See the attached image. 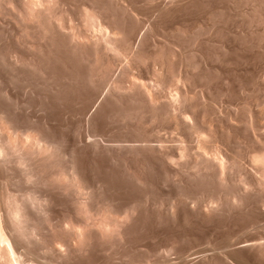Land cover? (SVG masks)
Masks as SVG:
<instances>
[{
    "label": "rangeland",
    "instance_id": "374dc122",
    "mask_svg": "<svg viewBox=\"0 0 264 264\" xmlns=\"http://www.w3.org/2000/svg\"><path fill=\"white\" fill-rule=\"evenodd\" d=\"M65 1L67 3H69L68 0H65ZM95 1H96V3H95ZM118 1H119V3H118ZM121 1L122 0H115V1L114 0H112V1L111 0H94V2H93V0H86V1H84V0L83 1L82 0H70V3H69V6H71L72 3L74 4V5H72L70 7V9L73 10L72 13H74L78 9V7H79L78 3L79 2H81V3L86 2V3L96 4L101 9V12L104 10L103 11V15L108 13V14L104 15V16L109 17L108 19H110L109 15H112L111 19L115 20V21H112L113 24L116 26L117 23H118L119 24L118 26H119L120 29L121 28L123 29V27H124V31L121 29L122 30L121 34H123V32L127 33V36H128L127 39H129V40L128 41H124V43L126 42L127 46H128L130 44V43L128 44V42H131V40H132V44H130L131 48H130V46L127 47L125 45L126 46V50L125 51H127V52L129 51L130 52V49H131V51H133L134 54H136V51L139 50L137 52V53H139L138 57L139 56L141 57V55H140L141 53H142V56H146V57H144V59L142 57H141L142 59L140 57H139V59H137V54H136V58H134L135 60L132 57L134 55V54L132 55L133 52H130L131 54L125 52L122 55L118 56V58L120 57L119 59H121V60L118 61V59H114V60H117V61L113 62L112 64L114 65V63L117 62L116 63L117 65L115 64V67L113 66L114 69L111 68V70H115L114 72L111 71L112 72L111 76L114 77L113 75H117V72H118L117 77L112 78L110 76V74L108 73V77H110V78H108L106 75L105 76L109 80H107V78H106V80H103V79H105V76L102 77V79H101V80H103L104 83L103 82L102 83L98 82L99 80L98 81L96 80L95 81L96 83L94 81L90 82L89 79H86V78H88V77H86L87 73H85V75H84V72H86V71H83L87 67V64L85 66L84 62H82L83 60L80 61V59H81L80 57H79L80 59L79 58L76 59L78 56L73 57L72 55H69L70 53L68 54V50L65 48L66 52H67V53L66 52L65 53L68 55V57H67L66 54L63 53L64 52V49H63L64 46H62V45L61 46L63 48H62V50L60 48L61 51L58 50L59 49L58 46H60V45L53 46L55 49H57V47H58V49H57L58 52H57V50L55 51L54 49H52L53 47H51L50 48V53H45L43 55V56H45V58L47 60H45L44 57L42 56L43 57L42 60L44 61V63H47V64L45 65L41 61L42 63H40L41 64L40 65V67H41L40 70H42V69L43 70L42 71L38 70L39 74H38V71L35 70V69L34 70L36 71V73L32 69H31L32 71L28 70V69H25L24 71L19 72L18 70H14L12 68L11 69H7V68H10V67H7V66H5L6 69H3V67H4L3 65H2V67L0 66V116H3V117L5 116L4 119L5 120L7 119L6 121L8 122V124H11V127L9 126V129H13V130H10V131L15 132L14 129L16 128V132L18 130V131H20L18 133H22L23 131L24 132H26L27 130L29 131V129L30 130H35L36 129L35 132L38 130L36 132L38 136H39V134L41 135V137L44 136V137H42V140H43V138H44V140L45 139L46 140L49 139V141L52 140L51 144L54 143L53 144L54 147H57L55 149L57 151L56 153L59 154V155L56 154V156L53 158L54 161L51 162L52 164L50 162H47V161L37 162L36 166L39 167L40 171H39V174L37 175V177L35 179V180H37V182L35 180H33L34 183L33 182L24 181V179L22 177V173H20L19 169L16 166L12 165V164H7L8 166L6 165L5 167L3 165H1L2 168L0 167V176H3V177H4V175L7 176V177L5 176V178H7V179H5L4 185L6 184V186H7L10 183L8 185L7 189L11 190L13 188L11 191L14 192L16 190L15 193H22L25 190L30 189V187L33 184V188H35V189H33L32 191H34L35 195H38V198L40 197L39 200L46 201V202H44V201L41 202L40 201L41 204H44V206L40 204V208H39L40 210H36V209L32 210L31 209V211H30L32 213H35V214H32V216H31V222L33 221V222L37 223L38 232L41 230L33 238L32 237H28L27 238L28 240H29V238H31L29 241L27 239L23 240V246L25 245V249L28 248L27 249L28 255L31 254V256H34L33 257L34 258L33 261H30V263L31 264L32 263L33 264H35V263L36 264H57V263H59V264H132L131 262H133L134 264H138V263L139 264H157V263L158 264H170V263L174 264L177 261L176 264H178V263L179 264L180 263H182V264H220L221 262H222L221 264H233V263L234 264H237V263H239V264H241V263L242 264H264V239H262V238H264V236H263L264 235V202H263L264 198L262 197V196H264V194L262 195L259 192V191L262 192V190L259 189L260 188L259 186H258L259 188L256 187L257 184H254L256 186L252 187V188L253 189L254 188H256V189L258 188L259 191L258 190L255 191L256 189L253 190L252 188H251L252 190L248 189L252 185V183L255 182V180H253L255 177L263 178L262 173H260L261 177H259L260 175L256 172V171H258V169L255 170L256 167L255 168L252 167L254 164L255 165H258V164L254 163V162H253L254 163L253 164L252 162H250V161H252L250 159L251 156H249V155H251V152H248V151H251V149L254 150L255 147H252L251 145H253V143L257 144V142L255 140L257 138H259L258 136H257L256 139L254 137L252 138L251 135L253 134V131H252V134L248 133V132H251L250 130L255 129L254 132L257 131V133L256 132L255 133H256V135L257 134L259 135L260 134V132H259L260 130L263 129V131H264V123H263L264 122V112H263L264 111V77H262V76H264V33H263L264 32V20H261V21L259 20V19H263L264 18V16H262V15H264L263 14L264 13V7H263L264 6V2H262L263 0H179L178 2H177V0H174V2H173V0L172 1L171 0H150V1L149 0H147V1L146 0H135V2H134V0L122 1V3L124 2L125 5L127 3V5H126L127 7L123 6L124 4H120ZM156 1H158V2H156ZM97 2H98V4H97ZM102 2H104V3H102ZM179 2H181V3H179ZM259 2H261L262 4L261 3L259 4ZM81 3L79 5H81ZM160 3H161V5H160ZM153 4H155V5H153ZM156 4H158V5H156ZM168 4H170V6ZM174 4H176V5H174ZM106 5H107V7H105ZM178 5H180L181 7L178 6ZM100 6L102 8H104V9H102ZM128 6H132L134 9L131 8V7L128 8ZM142 6H143V8H142ZM167 6H169V7H167ZM72 7H73V9H72ZM151 7H153V8H151ZM135 8H136V10H135ZM128 9H130V10H128ZM134 10H135V13H134ZM130 11L132 12L131 14H130ZM128 12H129V15H128ZM121 13H124V14H121ZM217 13L219 15L216 16ZM73 15H74V22L75 21L77 22L78 21V18H76L77 16L75 14H73ZM260 16H261V18H260ZM207 18H208V20H207ZM122 19H124L125 21L122 20ZM132 19H133L134 26L136 25L135 27L132 24ZM204 19L206 21H204ZM254 19H256V20H254ZM135 21H136V23H135ZM249 21H251V22H249ZM129 22H130L131 25L129 24ZM126 23L129 24V25H126ZM137 23H138V25H137ZM197 23H198V25H197ZM193 24H195L194 27H193ZM3 25H5V23ZM202 25H203V27H202ZM130 26L134 27L135 30L132 29V31H129V30H131ZM172 26H173V28H170ZM246 26H248V29H247ZM1 27L2 26L0 25V49L3 48L4 46L6 47V45L9 46V47L11 45V47H13V48H15L17 50L18 49L19 50L22 49L21 47L19 48V45H17L18 47L16 46L17 48L14 47L16 44L13 43L12 34L9 31H7L8 32V34H7L6 29H4L5 26L2 27V28ZM199 27L201 29L203 28L204 31L201 30V29L199 30ZM125 28H126V30H125ZM136 28H138L139 30L141 29V30L139 31ZM174 28H176L177 30L174 29ZM178 28H180V30ZM181 28L184 29V30H182ZM169 29L172 30V32H170ZM2 30H3V32H2ZM236 30H238V31H236ZM205 31H206V33H205ZM229 31H231V32H229ZM249 32H251L252 34L249 33ZM5 33H6V35H5ZM253 33H255V34H253ZM124 34H123V36H124ZM201 34H202V36H201ZM204 34H206V35H204ZM256 34H257V36H256ZM8 35H10L11 38H9ZM142 35H144V36L142 37ZM153 35H154V37H153ZM156 36H157V38H156ZM159 36H161V37H159ZM206 36H207V38L205 39ZM162 37L166 38V39H163ZM210 37L212 39H209ZM258 37H260V38H258ZM193 38H195V39H193ZM127 39L125 37L124 40H127ZM167 39H169L172 42L168 41ZM258 39H260V40L258 41ZM188 40H190V41H188ZM221 40H223V41H221ZM184 41H185V43H184ZM206 41H207V43H206ZM152 42H154L155 45ZM161 42H162V44L164 46L161 44ZM193 42H194V44H193ZM168 43H170V44H168ZM190 43H191V45H190ZM205 43L208 44L209 47L210 46L211 47L209 48ZM210 43H211V45H210ZM137 44H139V45H137ZM156 44L157 45L159 44L158 46H160V47L157 48L158 46H156ZM180 44H182V45L180 46ZM2 45H3V47H2ZM132 45H133V50H132ZM169 45L171 47H169ZM184 45H187V46L185 47ZM217 45H218V47H217ZM223 45H224V47H223ZM136 46H137L138 49L136 48ZM207 47H208V49L206 50ZM169 48L171 49V51H170ZM179 48H182V49H179ZM134 49H135V51H134ZM160 49H161V52H160ZM158 50H159V52H158ZM20 51H22V50H20ZM23 51L25 52V50H23ZM154 51H155V53H154ZM52 53H53V55H52ZM158 53H163V54H161V56H160ZM199 53H200L201 57L199 56ZM48 54L49 55L51 54L50 57H48L49 56ZM61 54H64V56L61 55ZM124 54H125V56L123 57ZM127 54H130V55H127ZM155 54L157 56L156 58L154 57ZM183 54H185V55H183ZM189 54H191V55H189ZM46 55H48V56H46ZM73 55L75 56V54H73ZM181 55H183V56H181ZM187 55H189L190 57L187 56ZM213 55L214 56L216 55V56L213 57ZM52 56H54L53 57L54 60H53ZM126 56H128V58ZM147 56L149 57V61H148V57ZM158 56H159V58H158ZM64 57L66 59H62ZM130 57L133 59L134 62H136V63H134L132 61L133 64H135V68H134L133 64H131L133 66V67H131V70L133 72L131 70H130L131 72L130 71L129 72L133 73V75L132 74L130 75V73H129V75H125V77L128 76L125 79L124 74H122V72H121V74L119 75V72L122 71V70L126 71L125 68L128 65H130V64H128L127 60L128 59L132 60ZM152 57L154 59H152ZM160 57H161V59H160ZM172 58H174V59H172ZM206 58L208 59V61H207ZM213 58H215L214 59L215 61L213 60ZM48 59H50V60H48ZM58 59H60V60L62 59V60L60 61ZM69 59H72V60L75 59L76 60V61L74 60L75 64H74V62L72 60H69ZM136 60H139V61L142 60L143 62L141 61L139 63ZM187 60H189V62ZM52 61H56V63H53ZM77 61H79V62H77ZM212 61H214V62H212ZM219 61H220V64H218ZM145 62H147L148 65ZM166 62H167V64H166ZM69 63H70V65H69ZM129 63H131V62H129ZM212 63H213V66H212ZM216 63L218 64V66H217ZM48 64H49V66H48ZM120 64H121V67H123L122 70H121ZM124 64L126 66H122ZM136 64H137V67H136ZM177 64H178V66H177ZM185 64H188V65H185ZM194 64H195V66H194ZM74 65L79 66V67H76ZM220 65L223 67V70H222V67ZM223 65H225V66H223ZM145 66H146L147 69L144 68ZM209 66H211V68ZM141 67H142V70H141ZM212 67H213V70L215 72L212 70ZM182 68H185V69H182ZM199 68H200V70H198ZM160 69L163 71L162 73L164 75L166 74L165 76L161 73ZM127 70H128V68H127ZM177 70H179V71H177ZM204 70H206L207 72L204 71ZM219 70H220V72H219ZM146 71H147V73H146ZM180 71H182V73ZM14 72H16V73H14ZM115 72H116V74H115ZM204 72H206V74ZM216 72L218 74H216ZM19 73H21V74H19ZM160 73H161V75H160ZM172 73L173 74L175 73V74L173 75ZM185 74H188V79H187V75L185 76ZM49 75L51 76L50 78H49ZM72 75H74L73 77H75L76 79H74L72 77ZM157 75H160V77L162 76L163 79L164 78L166 79V77H168L167 78L168 79L167 82H166L165 79L161 80V78L159 76H157ZM175 75L181 76L182 79H184L183 82H182V79H179L181 77H178V76H175ZM213 75L215 76V78H213L214 77ZM33 76H34V78H33ZM118 76H119V78H118ZM131 76H134L135 78L137 77L136 81H137V79H139L138 82H142V85H146L145 86L146 88L147 87L148 88L153 87L152 89L150 88L152 92L157 93L156 90H158V92H159L160 88H161L160 92L163 91V93L159 92V96L160 95H162V96L167 95L164 92H166V93L170 92L171 94H172V92L175 93V89H176V91H178V90L181 91V88H182L181 92L182 93L184 92L186 94V96L190 93L187 96V99L192 97L191 100H188L190 102V106H192V107H191V109H190V107H188L189 106V102L188 101H187V107H186V105H184V106L188 109V111L190 110L189 112H191V110L193 112V110H194L193 108H195V110H194L195 113L193 112L195 117L193 116V119L197 118L200 121V123H199V121L196 120V121H198V122H196L197 125L198 124L204 125V126H200L199 125V127H203V129H204V128H206L205 125L206 126L207 125L208 126L212 125L214 127V124H215V127L213 129H212V126L210 128H208V129H206V130H208V131H206V132H208V133H206V135L208 134L207 135L208 139H210L211 142L213 141V138H215L214 139L215 142L218 140V142L216 144L217 145L219 144L220 146H217V145L216 146L220 147L219 149H220L221 152H222V150H221L222 146L225 145L223 147V149H225L226 152H227V148L230 147V148H228L229 151L230 150H231V152L234 151V153H235L234 155H237V157L236 156H234V157L236 159H238V161L241 160L239 162V164L241 163L240 166L242 165L241 166L242 168L246 167V168L242 169L240 166H238V167H240L242 169V174H243V172H244V174L247 173V175H243L242 176L241 172L239 170L240 168L233 166L234 168H232V170L236 168L235 170L236 171L238 170V173L234 174L235 173L234 170H233L234 173H232V170H229L231 173L229 171H228L229 173L225 172L226 173L225 176L226 175L228 176V178H226V179L229 180V177L232 176V174H233V177H231L230 179H232L234 177H235L234 179H236L238 177L237 174L239 175V172H240L239 177L242 176V178H245V179L247 178V180H243L242 178H240V180L242 179L243 181L247 182L246 183V190L248 189L249 191H245V190H243V188L239 189L237 187L239 189L238 194L242 193V192H244V193L247 192L245 194H243V193L240 194V195H243V196H239L237 194V192H236L237 191L236 184L238 183L240 186L242 184L241 181H240L241 183L239 181H237L239 179V177H238V179L235 180V182L237 181L236 184L233 181L235 186L231 182L233 179L231 181L229 180V182H230L229 185L232 184L234 187L231 186V185L227 186L228 182H225V181H221L220 183H217V182L220 181L219 178L217 177L218 179H216V177H215L216 173H214V176H213V172H212L213 169H212L211 172H209L210 169L208 167H205V168H207L209 170H207V172L203 171V173H202V170H201L200 173L197 172V168H196V173H197L196 174L194 172V170H193L194 166L191 167V163L194 162L192 165L197 164L199 166L198 170H200L204 165L201 164L200 162H199L200 164L197 163L198 161H194L195 158L191 159V160H193L192 162L190 161V159L186 160V158L190 157L191 155L193 156V153H191L192 151L190 149H188V150L191 151V152L189 151V153H191L190 156L188 154V157H186L187 155L184 156L185 159L184 158H182V159L180 158L181 161L183 162V163H181V165L179 163L180 161L178 162V160H179L178 157H180L179 155H178L177 158H175L176 156L174 157L175 159H178L177 161L175 159H174V161H173V159H171L173 161L172 162V161L168 160V157H167V160L170 163H167L168 161L163 160L161 157L164 158L165 154L163 155L164 152L161 151L162 150L161 148H163V147H161V146L162 145L164 146L165 143H167V141H165V140H168L171 135H173V136H171L170 139L172 137L175 138L174 136H176V137L179 136V137L176 138V141H174L175 139H172L173 142H172V140L169 141L170 139L168 140L169 146H170V142H172V143L176 142L179 145V143L181 141L177 140V139L178 138L180 139L181 137L184 138V136H181V135H183L184 133L187 134V132L186 131L183 132L184 128L182 130L180 128L181 125H178V127H177V128H180L181 130L180 129L177 130L175 128V124H173L174 121H173V123L171 121V123L174 126L171 125L170 122H169L170 120L168 121V119H167L168 116H170L168 114H167L168 116L165 117L163 115L164 118H163V116H161L162 119H159L160 116H157V115L160 114V112L158 111L159 112L158 113L156 111V109H157L156 107L152 108V110H151V111H155L157 113L156 116L158 118L156 117V119H155V116H153L155 112H153V113L149 112V110L151 109L150 108L151 105L149 106V104H148V106L146 107V104H145V102H144V100L142 98H139V100H137L138 99V96H137V99L134 98L136 100H133V97H131V96L129 97L130 94L128 93V91L126 92V90H124L122 92V90L115 91V90L112 89V85L111 84H112L113 80H111V78L112 79L116 78L115 80H118V79L120 80L121 79L122 83L125 82V84H124V86H125L127 83L129 85V81L132 80L131 78H129ZM140 76H142V77H140ZM38 77H40V78H38ZM121 77H123V79ZM134 77H132V78L135 79ZM174 77L177 80L179 79L178 80L179 82L181 80V82L180 83L177 82L174 79ZM207 77L208 78L211 77V78L208 79ZM100 78H98V79H100ZM156 78H157V81L161 80L162 83L164 81V84H160V82L155 83L156 82V80H155ZM199 78H203L202 81H201V79L199 80ZM217 78H219L220 80H217ZM186 79L188 80V82H187ZM43 80H44V82H43ZM87 80H89V81H87ZM47 81H48V83H47ZM199 81H201V82H199ZM219 81H221V82L219 83ZM89 82L91 84H88ZM92 82H94L95 84L94 83L92 84ZM97 82L99 84L100 83L101 84L99 85ZM148 82H149V84H148ZM168 82L169 83L171 82L170 84L172 86ZM151 83L154 84V85H151ZM166 83L169 84V86L164 87V86L167 85ZM104 84H105V86H104ZM158 84L164 85V86H159ZM212 84H214V85H212ZM96 85H98V86H96ZM193 85L194 86L196 85V87H194ZM239 85H241V86H239ZM175 86H176V88H175ZM110 87H111L112 90L110 89L109 90L110 92H109L108 89ZM168 87H171L174 91L173 90L171 91L170 88L168 89ZM177 87H179V88H177ZM185 87H187V88H185ZM164 88H165V90H164ZM185 90H186V92H185ZM189 90L191 92L188 93ZM107 91H108V93H107ZM179 91H178V93H179ZM112 92L115 95L111 94ZM117 92H122V93H119L120 95H118ZM191 93H193V94H191ZM110 94H111L112 97L109 96ZM211 95H212V97H211ZM162 96H161L162 101L160 100V102H163V100H166L165 98H167L166 96L164 98ZM189 96H191V97H189ZM104 98H106V100ZM115 98H118L117 101H119V102H116ZM140 99H142L143 102H139ZM203 99L205 101H203ZM254 99L255 100L257 99L259 102L257 101V103H256V101ZM207 100L210 101V102L208 103ZM253 100H254V103H252ZM108 101H110V102H108ZM145 101H147V100L145 99ZM198 101H200V102H198ZM201 101H203V103H201ZM124 102H125V104H124ZM130 102L135 103V104H133L134 106L131 105L132 103H130ZM137 102H138V104L139 103L140 104L138 105ZM98 103H99V105H97ZM118 103L121 104V105L119 106ZM210 103H211L210 106H212L213 108L208 106ZM122 104H123V106H122ZM144 104H145V107L143 106ZM160 104H162V103H160ZM181 104L179 105L180 108L183 107V105H181ZM184 104H186V103H184ZM204 104H206V105H204ZM259 104L261 105V107H260ZM125 105H126V107H125ZM257 105L259 107H257ZM136 106L137 107L140 106L139 107L140 112L139 111H135V110H137ZM249 106H250L251 110H249ZM122 107H124V108L122 109ZM185 107H183V109ZM128 108L130 109V111H129ZM145 108H147V109L149 108V110L147 111V109H145ZM160 108H159L160 111L161 110L164 111V106L161 109ZM186 108L184 110H187ZM124 109H126V110H124ZM144 110H146L149 113H147ZM242 110H244V111H242ZM245 110H248V111H245ZM121 111H122V113L120 115ZM163 111H161V112H163ZM249 111L251 112V114L254 111L253 115H251L252 117H250V114H249L250 112ZM123 112H125V113H123ZM130 112H131V114H130ZM133 112L134 113L137 112V113L134 115ZM246 112H248V113H246ZM257 112H259V113L261 112L262 113V114H260L261 116ZM5 113L7 115H5ZM144 113L145 114H150V115H152V117L150 115H146L145 116ZM163 113H165V112H163ZM232 113H233L234 116L232 115ZM240 113H243V114L240 115ZM254 113H256V116H255ZM162 114H160V115H162ZM202 114H204V115H202ZM248 114H249V117L251 118V120L252 119L254 120V118H253L254 116H255V119H256V117H259L258 121L257 120L256 121L258 123L260 120H262L263 122L262 121H260V122L263 123L262 124L263 126L259 123L258 124L259 126H257L258 128L256 129V126H255V125H257V123H256L254 125L255 127L254 126H253L254 128L252 127L253 129H249V128H251V127H249V126H251V124L250 125H248V124L250 122L252 123L253 120L251 121L250 118L248 119ZM132 115H134V116H132ZM137 115H139V116L141 115L142 118L138 117ZM143 115H144V117H148V118L150 116L149 120L151 118H152L151 120H153V118L155 119V120L151 121L150 124H148L149 123L148 122L147 123L148 125L146 124V126H149V125L153 126L154 125L152 128H153V130H154V132L156 134H157V132L155 131L156 130L155 127L156 126H160V125H161V128L163 127L164 129H161L159 127L160 129L158 128L159 129L158 132L161 131L163 133V136L165 134L168 135L170 133V131L175 130V129L178 131V134H180V131H182L180 135H178L176 131L175 132L172 131L169 134L170 135L169 137L165 135V137H164L165 140L162 137H160V138L163 139L162 141H164V142L154 140V138L156 136V134H154L155 136L153 135L154 132L152 133V136L149 134L151 137H153V143L156 144L155 141L158 143L157 145H159V147L161 149L160 153H161V155H163L161 157L159 155L160 154L159 150H157L159 148L158 146L156 147V145H155V147L157 148L156 150L158 152H155L156 151L155 147H153L154 150L150 149L152 146H154V144L151 143L152 139L151 140L150 139L147 140V137H145V136L141 137L140 136L141 137L140 138L141 141L139 142L140 139L136 137V136H139V135H145V134H142V132H144V133L146 132L145 130L144 131L142 130V129L146 128V126L144 124V127H143L142 124L144 122L146 123V120L147 121H149V120H148V118H144ZM217 115L218 116L220 115V116L218 117ZM228 115H230V116H228ZM231 115L233 117L236 116L237 119L236 118H232ZM243 115L246 116V117H244ZM257 115H259V116H257ZM126 116L128 118H126ZM135 117H137V118H135ZM228 117H229V119H228ZM170 118L172 119V117H169V119ZM201 118H202V120H201ZM218 118L221 121H218L219 120ZM245 118H246V120H245ZM135 119H137V120H135ZM143 119L145 120L144 122L142 121ZM230 119H231V121L233 123H234L235 120L236 121L237 120H239V121L241 120L242 122L243 121L246 122L247 120H250V121H249L248 124L246 122V124H244V125H243V123H245V122H243V123L235 122L234 124H232ZM118 120H119V122H118ZM164 120L166 122H164ZM210 120H211V124H210ZM116 121H117V123H116ZM135 122H137L138 124L136 125ZM152 122H153V125H151ZM159 122H160V124H159ZM129 123H131V124H129ZM133 123H134L135 126L133 125ZM139 123H141V124H139ZM236 123H238L239 125L236 124ZM253 123H255V121ZM253 123H252V125H253ZM120 124H122L121 127H120ZM155 124H156V126H155ZM164 124H166V126ZM230 124H232V125H230ZM109 125L111 126V128H110ZM114 125H116V126H114ZM139 125H141V126L139 127ZM169 125H171V127ZM234 125L237 128H235ZM246 125H247V128H248L247 130H246ZM12 126H14V127L12 128ZM113 126H114V129H112ZM172 126H173L174 129L172 128ZM243 126H245V127H243ZM33 127H34V129H33ZM134 127L137 130H135ZM109 128H110V130H109ZM169 128H172V129H169ZM226 128L228 129V132H227ZM234 128H235V130H233ZM259 128H260V130H259ZM116 129H117V131H116ZM120 129H122L123 131L121 132ZM138 129L139 130L141 129L142 132L138 131ZM146 130H149L148 131L149 133H150V131H153V130H150V128L148 129V127H147ZM211 130H213V131H211ZM245 130H246V132L249 130L247 132L249 136L246 135ZM88 132L92 133V135L95 133V135L92 136ZM111 132H112V134L117 132L116 133L117 135L116 134L112 135ZM119 132L121 134H119ZM131 133L134 134V136H131L132 141H131L130 135H133V134H131ZM209 133L211 134V137H209V135H210ZM109 134H111V135H109ZM147 134L148 133H146V136H147ZM160 134L158 135V137L160 136ZM174 134H176V135H174ZM244 134L246 136H248V137H246ZM107 135H109V137ZM224 135H226L228 138L226 136H224ZM241 135L244 136V137H242ZM253 135H255V134H253ZM128 136H129V138H128ZM150 136H148V137L151 138ZM161 136H162V134H161ZM239 136H240V138H239ZM260 136L262 137L264 135L260 134ZM91 137H92L93 140H91ZM95 137L97 138L98 142H96V138ZM135 137L138 139V142H136L137 139ZM143 137L146 138V141L144 140L145 142L149 141L148 143H150V147L148 149L150 151H148L146 149L149 146V144L147 145L146 143L144 144V141L142 142V140H143L142 138ZM158 137H156L155 139H157ZM166 137H168V138L166 139ZM94 138H95V141H94ZM223 138H225L226 140L224 141ZM246 138H248L250 143H251L252 140L255 141V142L250 144L246 140ZM78 139H79V141H78ZM263 139H264V137H262V139H261L262 143L264 142V141H262ZM46 140L44 142H47ZM88 140H90L91 143ZM123 140H124L125 143H128L130 145L123 143L122 142ZM129 140H130V143H129ZM133 140L136 143L134 142V144H131V142L133 143ZM257 140H260V138L257 139ZM177 141H180V142H177ZM210 141H209V143H211ZM240 141H241V143H240ZM159 142H161L162 144L161 143L159 144ZM230 142L231 143L233 142L234 144L233 143L231 144ZM246 142L248 143V145H247ZM47 143H50V142H47ZM100 143L102 145L104 144L103 147L100 145ZM121 143H123L125 145V147H123L124 145L123 144L121 145ZM141 143H143L144 145L141 144ZM176 143H174V144L176 145ZM193 143H191V144L194 147ZM116 144H118V145L115 146ZM137 144H139V145H137ZM151 144H152V146H151ZM212 144L214 145L215 143H211V145ZM132 145L133 146L135 145L134 147H137V146L139 147V146L143 145L144 147L141 146V147H139L141 149L137 150L138 147L134 148ZM167 145L168 144H166V149L168 147ZM258 145H260V144H258ZM258 145H253V146H257L256 148H258ZM121 146H122V148H121ZM127 146L128 147L130 146L129 148H132V149H129ZM231 146H232V148H231ZM249 146L251 147V149H250ZM96 147L99 148V149H96ZM116 147H119V148H116ZM58 148H59V150H57ZM108 148L110 150H108ZM113 148H115L117 152L115 150H113ZM120 148L123 149V150H121ZM124 148H128V149H124ZM164 148H163V150H164ZM172 148L169 147L168 149L172 150ZM175 148H177V145H176V147L174 146L173 149H175ZM235 148H236V150H235ZM166 149H165V151H166ZM193 149H195V148H193ZM119 150H120V152H118ZM176 150H178V148ZM188 150H187V152H188ZM225 150H224V153L226 154ZM253 150H252V152H253ZM229 151L227 152V155H228V153H231ZM248 153H250V154L247 155ZM142 154L144 156L147 155L149 158L143 157ZM63 155L64 156L66 155L67 158L65 156V159H64ZM243 155H244V157H243ZM158 156L160 157V161H159V157ZM247 156H249V157H247ZM140 157H143L142 161H141ZM58 159H59V161H58ZM164 159H166V156H165ZM247 160L248 161L250 160L249 161L250 163L247 162ZM48 161H50V160H48ZM175 161L177 163H179V164H177ZM242 161H243V164H242ZM171 162L172 163L175 162L178 167L176 165H174V164L172 165ZM189 162H191V163H189ZM53 163L55 165V168H53L54 167ZM64 163H66V164H64ZM71 163H73V164H71ZM139 163L141 164L142 167L140 166ZM151 163H154V164H151ZM156 163H158V165L159 164L160 165L159 166L158 165L155 166ZM236 163L238 165V162H236ZM39 164H40V166H39ZM163 164H165L166 167ZM170 164H171V167L169 166ZM187 164H188V166H187ZM138 165L140 166L139 167L140 169L137 168ZM243 165H245V166H243ZM56 166H58V167H56ZM66 166H67V169H68V167L72 166L73 170H71V171H74L76 169L77 171L76 170L75 171H76L78 177L80 175V179H83V178L86 179V177H87L86 180L83 179L87 183V185L85 184L84 181H82V182H84L85 187L86 186L88 187V188L86 187V189L91 190V193L89 191L90 194L88 193L87 190H85V192L87 194H89L91 197L89 195H87V197H86L85 193L83 195L81 194L82 196L80 195V197H78V196L77 197L81 198L82 200L89 201V204L86 202L88 207H89L90 204H92L91 210H90L91 212H92V208L96 209V206L98 205L97 202H99V205L100 204L102 205V206L100 205L101 211H102V208H103L104 204H105V206L103 208L104 210H105V207L107 208V206H109V205L110 206L107 209H109L111 207L110 209L113 210V211L110 210L111 212H114V210L117 209V210H115V212L113 214H116V213H119V212L123 214L124 212H126L128 210V212H127L128 215H127V217L124 218V222H122L121 217H119L122 214H120V215L117 214V216L120 218L121 222L124 223V224L126 223V220H127L126 218H128L131 214L133 215L132 217L128 218L127 225L126 224H125V226L123 225L124 227H122V225H121V227H120V230H121L120 232H122V231L124 232V233H121L123 235L122 238L121 237L118 238L117 237L118 234H117L115 236L117 239L115 237L112 238L113 240L111 239V241H114L115 243L112 242V244H111V243H109L110 239H107L108 243H107V241H104L103 245H102V243H100V245H99V242L103 241L104 238H100V237H98V235H96L95 231H96L97 227H96V229L93 228L95 223H99L102 220L99 217V214L101 215V213H98L100 211H97L98 210V207H97L96 212L94 211V209H93V211L96 214L98 213L97 214L98 216L96 214H95L96 215L95 216L94 213L92 212L93 215H94V218L95 217L96 218L95 219H93V218H89L88 219V222H89V227L88 228H90L89 231H93L94 230V232H95V234L93 233L94 235L91 234L92 233L91 232L90 233L91 236H89V240H91V238L93 237L92 238L93 243H92V241L90 242L88 240L89 243L86 242L85 243L86 245H82L80 247L77 245V247L80 248L79 249L80 251L77 250L78 248L75 246V244L74 245H73V243L70 244L72 240L68 241V243H66L67 245L66 244L61 245L59 249L58 248L56 249V248H53V247L51 249V247H50V250H51L50 251L49 247H47L46 250L48 249L49 250V251L47 250L48 252L47 251L45 252L42 249V248L45 249L46 244L49 242V240L52 237L53 233H54L55 236H59V235L61 237L63 236L64 229H62L63 227L60 228L62 226V222L64 221L63 219H61L62 217L64 219H70V217L72 215L71 221L75 225L80 224V223H77V221L81 222L83 220V217L80 214H78L77 212L73 213L75 211V209L72 207V206H74V201H73L74 200V198H73L74 194L66 193V192H65L66 194H64L63 190L58 187V184L54 183V180L52 181V179H51V181L49 180L50 181L49 182L48 179H47V177H49L48 176L49 173L55 171L56 169L64 171V170H66L65 169ZM122 166H124V167H122ZM6 167H7V169H6ZM14 167H15L16 170L14 169ZM72 167H70V169H72ZM205 168L203 167V169H205ZM48 169H52V170H48ZM70 169H68L66 171H69ZM134 169H136V170H134ZM164 169L165 170L167 169V170L165 171ZM244 169H247V170H244ZM250 169L252 171H254L253 173H255V175L253 174V176H255L254 178H250V176L252 177V175H251L252 172H251ZM137 170H139V172ZM160 170H161V173H160ZM248 170H250L249 173H248ZM41 171L44 172V173L46 172V174L44 175V173H42ZM134 171H136V173ZM163 171H164V174H163ZM245 171H247V172L245 173ZM259 171H260V169H259ZM13 172L15 173V175H14ZM165 173H167V174L165 175ZM184 173H185V175H184ZM209 173H212V174H209ZM138 174H140L141 176L139 175L140 176L139 177ZM170 174H171V176H169ZM256 174H258V175H256ZM40 175H42V176H40ZM44 176H46V178ZM134 176L136 178L138 177L139 179L142 177L141 178L142 182H141V180H139L141 182L140 183L138 181V178L136 179ZM145 176H147V177H145ZM244 176H247V177H244ZM41 177L44 178L47 181H45ZM178 177H180V178H178ZM214 177H215V179H214ZM172 179H173V181H172ZM176 179H180V180L176 181ZM250 179H252L254 182L251 181ZM255 179L257 180V178H255ZM38 180H40V182H38ZM41 180H43V181H41ZM210 180H211V182L213 184L210 182ZM249 180L251 181V184H250V186H247ZM13 181H14V183H13ZM5 182H7V183H5ZM44 182H46V183H44ZM48 182H49V184H48ZM173 182H174V184H173ZM222 182L223 183L225 182L223 184L224 186L222 185ZM137 183H139V184H137ZM46 184H48V185H46ZM52 184H54L56 187H54V185H52ZM92 184H93V186H92ZM218 184H220L221 187L217 186ZM26 185H28V186H26ZM34 185H36V186L34 187ZM94 185L96 186L97 190H96ZM208 185H210V186H208ZM9 186H11V188ZM49 186H50L51 189L49 188ZM51 186L54 187V189ZM98 186H99V188H98ZM22 187L26 188V189L24 190ZM217 187H218V189H217ZM234 188H235V190H234ZM31 189H32V187H31ZM56 189H57V191H56ZM94 189H95V191H93ZM224 189H225V191H224ZM231 189H232V191H231ZM43 191H45V192H43ZM177 192L178 193L180 192V194H178ZM234 192H236V193H234ZM39 193H41V194H39ZM42 193H44L46 196L44 194H42ZM59 193H61V194H59ZM229 193H231V194L233 193L232 194L233 196L232 195L229 196L230 195ZM259 193H260V195H262L261 197H259L260 196ZM97 194H98V196H97ZM236 194L240 197V198L238 197V200L236 198L237 197ZM254 194H257L259 196L255 197ZM181 195L184 196V197L182 198ZM247 195H249V196H247ZM44 196L47 197V198H45ZM63 196H66V197L64 198ZM101 196H103V197H101ZM188 196L189 197L191 196V198L189 199ZM234 196H236V197H234ZM88 197H90V198H88ZM95 197H96L97 200L95 199ZM171 197H172L173 200L171 199ZM252 197L253 198L255 197V198L253 199ZM102 198L105 199V200L103 199L104 202H101ZM235 198H236V200H235ZM260 198H262V199H260ZM45 199H48V200H45ZM91 199H93L94 204L96 206L93 204V201ZM143 199H144V201H143ZM154 199H155V201H153ZM228 199L229 200L233 199L234 201L230 200L231 201V203H230V201H228ZM243 199H245V200H243ZM90 200H91V202H90ZM185 200H187V201L185 202ZM49 201H50V203H49ZM95 201H97V202H95ZM138 201H140V202H138ZM206 201H208V202H206ZM204 202L206 203V206H205ZM135 203H137V204H135ZM149 203H151L152 206ZM174 203H175V205H174ZM177 203H179V204H177ZM249 203H251V204H249ZM45 204L47 205L48 208L46 207ZM68 204H70L71 206L68 205ZM145 204H146V206H144ZM200 204H201V206H200ZM230 204H232V205L230 206ZM238 204H241L240 207H239ZM242 204H243V206H242ZM252 204L254 206H256V207H254ZM122 205L125 208H123ZM131 205H133V206H131ZM192 205H193V207H190ZM208 205H210V206L212 205V206L209 207ZM202 206H204V207H202ZM216 206L219 208V210H218V208ZM260 206H262V207H260ZM126 207H128L127 210H126ZM206 207L208 209H206ZM42 208H43V211H42ZM171 208L174 211H171L172 210ZM200 208H203V209H200ZM210 208H214V209H210ZM215 208L217 210H215ZM72 209L74 211H72ZM122 209H124L123 210L124 212L122 211ZM133 209H134V211H133ZM131 210L133 211V213H132ZM206 210H208V212ZM117 211H119V212H117ZM157 211H159V212H157ZM129 213H131V214L129 215ZM63 214H64V216L66 215L65 217H67V218H65L63 216ZM67 214H68V216H67ZM75 214L78 215V216H76ZM35 215H36V218L34 217ZM52 216L55 217V218H52ZM77 217H78V219H77ZM79 217L80 218L82 217V218L80 219ZM91 217H93V216H91ZM97 218H99V220L100 219L101 220L99 221ZM57 219H58V221H56ZM41 220L44 222V224H43V222H41ZM46 220H48V221H46ZM49 220L52 221L51 224H50L51 221L49 222ZM92 220H97V221H92ZM129 220L131 222H129ZM45 221L47 222L50 230L48 229V226L45 225L46 224ZM56 222H57V224H56ZM39 223H41L42 225H40ZM92 224H93V226H92ZM44 225L47 226L46 227L47 231L45 230V228H44L45 226ZM50 225H51V228H50ZM260 225H261V227H258ZM91 226H92V228H91ZM262 226H263V228H262ZM53 227L56 230H58V231H56ZM91 229H93V230H91ZM125 229H126L127 233H126ZM54 230H55V232H54ZM60 231H61V233H60ZM241 231L244 232V233H242ZM255 231H256V233H255ZM120 232H119V234H120ZM55 233L58 234V235H56ZM39 235L41 236V238H40ZM95 236H96V238H94ZM118 236H121V235H118ZM251 236L254 237V239H252L253 241L251 240ZM256 236H257L258 239L256 238ZM260 236H261V238H260ZM37 237H39V238H37ZM43 238H44V241L42 240ZM100 239H101V241H100ZM118 239L119 240L122 239L121 240L122 242L121 241L119 242ZM244 239H246L247 241L244 242L243 241ZM39 240L42 242V244H40L41 242H39ZM250 241H252L253 244ZM24 242H26L27 244L24 243ZM94 242H95V244H94ZM261 243L263 244V246L261 245ZM118 244H121V245L118 246ZM233 244H235V245H233ZM40 245L41 246L44 245V246L43 247H39V249H38V246H40ZM94 246H96L97 249ZM102 246H103L104 249L102 248ZM63 247H64V249H63ZM72 247H73V250H72ZM220 247H222V248H220ZM61 248L63 249L62 250L63 252L65 251L64 253L61 251ZM81 248H82V251H81ZM187 248H189V249H187ZM53 249H54V251H53ZM179 250L180 251L182 250L183 253H181L182 251L180 252ZM55 251H57V252L60 251V252L59 253L56 252L55 253L56 255L55 254L53 255V253ZM66 251H67V253H66ZM108 251H109V253H108ZM195 251H197L198 253L195 252ZM215 251L218 252L217 255H216ZM167 252H170V253H167ZM192 252H193V254H192ZM34 253H35V255H34ZM210 253H213V254H210ZM229 253H231V254H229ZM49 254H52L53 256L49 255ZM58 254L60 256H62V257H60ZM146 255L149 256V257H147ZM48 256L49 257L51 256L50 257L51 259ZM58 256L60 258H58ZM40 257H41V259H40ZM45 257H46V259H45ZM52 257H56V259H55L56 261L54 260V258L52 259ZM169 259L172 260L173 263ZM178 259H179V261H178ZM152 261H153V263H152ZM155 261H156V263H154ZM180 261H182V262H180ZM226 261H228V262L226 263ZM231 262H233V263H231Z\"/></svg>",
    "mask_w": 264,
    "mask_h": 264
},
{
    "label": "bare ground",
    "instance_id": "6f19581e",
    "mask_svg": "<svg viewBox=\"0 0 264 264\" xmlns=\"http://www.w3.org/2000/svg\"><path fill=\"white\" fill-rule=\"evenodd\" d=\"M69 1V3H70V0H68ZM83 1V0H82ZM84 1H86V0H84ZM112 1V0H111ZM115 1V0H114ZM122 1H126V0H122ZM122 1H121V3L120 4H124V2L122 3ZM147 1V0H146ZM150 1V0H149ZM172 1V0H171ZM179 0H177V2H178ZM89 2V1H88ZM91 2V1H90ZM93 2H94V0H93ZM105 2V1H104ZM104 2H102V3H104ZM132 2V1H131ZM134 2H135V0H134ZM145 2V1H144ZM156 2H158V1H156ZM160 2V1H159ZM173 2H174V0H173ZM172 2V3H173ZM262 2H264V0L262 1ZM69 3H67L65 0H0V25L2 26V27H4V29H6V32L7 31H9L11 34H12V39H13V43L14 44H16L14 47H16L17 45H19V48L21 47L22 49H20V50H25V52L23 51H20L19 49V51L17 50V49H15V48H13V47H11V45H10V47L9 46H7L6 45V47L4 48L3 47V45H2V47L4 48H1L0 49V66L2 67V65L5 67V66H7V67H10V68H7V69H14V70H18L19 72H21V71H24L25 69H28V70H39V71H42V70H40V63H44V61L42 60V58L44 57V59L45 60H47L46 58H45V56H43L45 53H50V48L51 47H53V46H55V45H62V46H64V48L61 46H58L59 47V49H58V47H57V49L58 50H60V48H61V50H62V48L64 49V52L63 53H65L66 52V49L68 50V54L69 55H72L73 57H76V56H78L76 59H78L79 57L81 58H79L80 59V61H82V62H84V65L86 66V64H87V69L85 70L84 68V70L83 71H86V72H84V75H85V73H87V76L86 77H88V78H86V79H89L90 80V82L91 81H98V82H103V80H106V78L108 77V73L110 74V76H111V73L112 72H114L115 70H111V68L112 69H114L113 68V66L115 67V64L117 63H114V65L112 64L113 62H115V61H117V60H114V59H118V61H120L121 59H119L118 58V56H120V55H122L123 53H130V52H133V51H131V45L130 44H132V40H131V42H128V46H130V52L128 51H125L126 50V46H127V43L125 42L124 43V41H128L129 39H127L128 38V36H127V33H125V32H123V34H124V36L126 37V39L127 40H124L125 39V37L123 36V34H121V32H122V30L124 31V27H123V29L121 30L120 28H119V24L117 23V25L115 26L114 24H113V22L112 21H115V20H112L111 18V16L112 15H109L110 16V19H108L109 17H107V16H104V15H106V14H108V13H106V14H104L103 15V11L101 12V9L96 5V4H92V3H86V2H84V3H81V2H79L78 3V9L74 12V13H72V11L73 10H71L70 9V7L72 6V5H74L73 3H72V5L71 6H69ZM81 3V5H79ZM95 3H96V1H95ZM114 3V2H113ZM118 3H119V1H118ZM142 3V2H141ZM148 3V2H147ZM170 3V2H169ZM179 3H181V2H179ZM261 2H259V4H260ZM77 4V3H76ZM75 4V5H76ZM97 4H98V2H97ZM111 4V3H110ZM167 4V3H166ZM258 4V5H259ZM262 4V3H261ZM96 5V6H95ZM126 5H127V3H126ZM125 4L123 5V6H126ZM144 5V4H143ZM147 5V4H146ZM145 5V6H146ZM153 5H155V4H153ZM156 5H158V4H156ZM160 5H161V3H160ZM169 6H170V4H168ZM174 5H176V4H174ZM144 6V7H145ZM165 6V5H164ZM169 6H167V7H169ZM178 6H180V5H178ZM76 7V6H75ZM74 7V8H75ZM101 7V6H100ZM105 7H107V5L105 6ZM127 7V6H126ZM133 8L132 6H128V8ZM181 7V6H180ZM264 7V6H263ZM102 8V7H101ZM109 8V7H108ZM142 8H143V6H142ZM151 8H153V7H151ZM160 8V7H159ZM163 8V7H162ZM72 9H73V7H72ZM102 9H104V8H102ZM134 9V8H133ZM132 9V10H133ZM128 10H130V9H128ZM127 10V11H128ZM135 10H136V8H135ZM135 10H134V13H135ZM141 10V9H140ZM148 10V9H147ZM146 10V11H147ZM164 10V9H163ZM106 12V11H105ZM139 12V11H138ZM263 12V11H262ZM132 12L130 11V14H131ZM133 13V14H134ZM140 13V12H139ZM138 13V14H139ZM158 13V12H157ZM73 14H75L77 17L76 18H78V21L76 22H74V15ZM121 14H124V13H121ZM143 14V13H142ZM264 14V13H263ZM128 15H129V12H128ZM135 15V14H134ZM150 15V14H149ZM214 15V14H213ZM217 15H219L218 13L216 14V16ZM124 16V15H123ZM138 16V15H137ZM144 16V15H143ZM154 16V15H153ZM157 16V15H156ZM262 16H264V15H262ZM127 17V16H126ZM145 17V16H144ZM213 17V16H212ZM121 18V17H120ZM125 18V17H124ZM134 18V17H133ZM143 18V17H142ZM141 18V19H142ZM214 18V17H213ZM260 18H261V16H260ZM263 18V17H262ZM126 19V18H125ZM135 19V18H134ZM149 19V18H148ZM216 19V18H215ZM252 19V18H251ZM122 20H124V19H122ZM131 20V19H130ZM143 20V19H142ZM207 20H208V18H207ZM219 20V19H218ZM254 20H256V19H254ZM260 21L261 20H264V18L263 19H259ZM125 21V20H124ZM137 21V20H136ZM136 21H135V23H136ZM150 21V20H149ZM204 21H206L205 19H204ZM214 21V20H213ZM258 21V20H257ZM256 21V22H257ZM118 22V21H117ZM141 22V21H140ZM199 22V21H198ZM203 22V21H202ZM208 22V21H207ZM242 22V21H241ZM249 22H251V21H249ZM5 23V25H3ZM116 23V22H115ZM128 23V22H127ZM126 23V25H129L130 24V22H129V24H127ZM142 23V22H141ZM144 23V22H143ZM196 23V22H195ZM200 23V22H199ZM240 23V22H239ZM259 23V22H258ZM124 24V23H123ZM132 24H133V19H132ZM203 24V23H202ZM215 24V23H214ZM131 25V24H130ZM137 25H138V23H137ZM178 25V24H177ZM194 25L195 24H193V27H194ZM197 25H198V23H197ZM213 25V24H212ZM241 25V24H240ZM133 26H134V24H133ZM136 26V25H135ZM134 26V27H135ZM149 26V25H148ZM147 26V27H148ZM217 26V25H216ZM219 26V25H218ZM1 27V28H2ZM131 27V26H130ZM134 27H131V30H129V31H132V29H134ZM179 27V26H178ZM197 27V26H196ZM195 27V28H196ZM202 27H203V25H202ZM205 27V26H204ZM209 27V26H208ZM207 27V28H208ZM221 27V26H220ZM241 27V26H240ZM247 27V29H248V26H246ZM170 28H173V26L172 27H170ZM184 28V27H183ZM137 30H139L138 28H136ZM174 29H176V28H174ZM179 30H180V28H178ZM182 29V28H181ZM201 28L199 27V30H200ZM206 29V28H205ZM220 29V28H219ZM121 30V31H120ZM125 30H126V28H125ZM135 30V29H134ZM141 30V29H140ZM139 30V31H140ZM148 30V29H147ZM170 30V29H169ZM168 30V31H169ZM177 30V29H176ZM182 30H184V29H182ZM192 30V29H191ZM198 30V29H197ZM201 30H203L204 31V29L202 28ZM146 31V30H145ZM186 31V30H185ZM190 31V30H189ZM193 31V30H192ZM209 31V30H208ZM235 31V30H234ZM236 31H238V30H236ZM250 31V30H249ZM2 32H3V30H2ZM5 32V31H4ZM144 32V31H143ZM170 32H172V30H170ZM169 32V33H170ZM218 32V31H217ZM223 32V31H222ZM229 32H231V31H229ZM252 32V31H251ZM251 32H249V33H251ZM261 32V31H260ZM174 33V32H173ZM176 33V32H175ZM198 33V32H197ZM196 33V34H197ZM201 33V32H200ZM205 33H206V31H205ZM257 33V32H256ZM264 33V32H263ZM4 34V33H3ZM7 34H8V32H7ZM252 34V33H251ZM253 34H255V33H253ZM259 34V33H258ZM5 35H6V33H5ZM162 35V34H161ZM204 35H206V34H204ZM208 35V34H207ZM261 35V34H260ZM263 35V34H262ZM9 36V38H11L10 37V35H8ZM140 36V35H139ZM144 35H142V37H143ZM166 36V35H165ZM201 36H202V34H201ZM200 36V37H201ZM209 36V35H208ZM256 36H257V34H256ZM7 37V36H6ZM141 37V38H142ZM153 37H154V35H153ZM159 37H161V36H159ZM194 37V36H193ZM197 37V36H196ZM8 38V37H7ZM156 38H157V36H156ZM163 38V37H162ZM169 38V37H168ZM202 38V37H201ZM207 38V36L205 37V39ZM258 38H260V37H258ZM5 39V38H4ZM163 39H166V38H163ZM191 39V38H190ZM193 39H195V38H193ZM209 39H212L211 37L209 38ZM216 39V38H215ZM263 39V38H262ZM3 40V39H2ZM11 40V39H10ZM153 40V39H152ZM157 40V39H156ZM168 41H170L169 39H167ZM172 40V39H171ZM200 40V39H199ZM252 40V39H251ZM255 40V39H254ZM260 39H258V41H259ZM6 41V40H5ZM12 41V40H11ZM162 41V40H161ZM166 41V40H165ZM188 41H190V40H188ZM193 41V40H192ZM195 41V40H194ZM221 41H223V40H221ZM253 41V40H252ZM138 42V41H137ZM167 42V41H166ZM170 42H172V41H170ZM174 42V41H173ZM255 42V41H254ZM11 43V42H10ZM154 45H155V43L154 42H152ZM184 43H185V41H184ZM189 43V42H188ZM196 43V42H195ZM199 43V42H198ZM206 43H207V41H206ZM205 43V44H206ZM219 43V42H218ZM223 43V42H222ZM262 43V42H261ZM161 44H162V42H161ZM168 44H170V43H168ZM167 44V45H168ZM172 44V43H171ZM193 44H194V42H193ZM192 44V45H193ZM200 44V43H199ZM254 44V43H253ZM258 44V43H257ZM256 44V45H257ZM260 44V43H259ZM9 45V44H8ZM126 45V46H125ZM137 45H139V44H137ZM159 45V44H158ZM157 44H156V46H158ZM163 45V44H162ZM166 45V46H167ZM173 45V44H172ZM182 44H180V46H181ZM190 45H191V43H190ZM198 45V44H197ZM208 47H209V45L208 44H206ZM210 45H211V43H210ZM216 45V44H215ZM228 45V44H227ZM261 45V44H260ZM127 46V47H128ZM164 46V45H163ZM177 46V45H176ZM185 47L187 46V45H184ZM194 46V45H193ZM18 47V46H17ZM16 47V48H17ZM155 47V46H154ZM160 46H158L157 48H159ZM169 47H171L170 45H169ZM174 47V46H173ZM208 47L206 48V50L208 49ZM211 47V46H210ZM209 47V48H210ZM217 47H218V45H217ZM223 47H224V45H223ZM66 48V49H65ZM136 48H137V46H136ZM140 48V47H139ZM151 48V47H150ZM156 48V49H157ZM190 48V47H189ZM199 48V47H198ZM52 49H54L55 51L57 50V49H55L54 47L52 48ZM138 49V48H137ZM136 49V50H137ZM170 49V48H169ZM176 49V48H175ZM179 49H182V48H179ZM185 49V48H184ZM195 49V48H194ZM58 50H57V52H58ZM60 50V51H61ZM132 50H133V45H132ZM186 50V49H185ZM189 50V49H188ZM201 50V49H200ZM222 50V49H221ZM70 51V52H69ZM134 51H135V49H134ZM139 50H137L136 51V54H137V59H139V57H138V54L139 53H137ZM170 51H171V49H170ZM217 51V50H216ZM61 52V53H62ZM158 52H159V50H158ZM160 52H161V49H160ZM215 52V51H214ZM222 52V51H221ZM55 53V52H54ZM67 53V52H66ZM65 53V54H66ZM75 54V56L73 55V54ZM146 53V52H145ZM154 53H155V51H154ZM185 53V52H184ZM187 53V52H186ZM192 53V52H191ZM196 53V52H195ZM198 53V52H197ZM213 53V52H212ZM131 54V53H130ZM130 54H127V55H130ZM134 54V52L132 53V55ZM136 54H134L132 57H133V59L134 58H136ZM148 54V53H147ZM146 54V55H147ZM160 56H161V54H163V53H158ZM179 54V53H178ZM182 54V53H181ZM220 54V53H219ZM218 54V55H219ZM49 55V54H48ZM48 55H46V56H48ZM51 55V54H50ZM50 55L48 56V57H50ZM52 55H53V53H52ZM61 55H63L64 56V54H61ZM141 55V57L144 59V57H146V56H142V53L140 54ZM183 55H185V54H183ZM183 55H181V56H183ZM189 55H191V54H189ZM189 55H187V56H189ZM212 55V54H211ZM43 56V57H42ZM60 56V55H59ZM58 56V57H59ZM62 56V57H63ZM66 56L68 57V55L66 54ZM65 56V57H66ZM125 56V54L123 55V57ZM135 56V57H134ZM151 56V55H150ZM199 56H200V53H199ZM207 56V55H206ZM216 56V55H215ZM214 55H213V57H215ZM47 57V58H48ZM54 56H52V58H53ZM62 58V59H66V58ZM122 57V56H121ZM127 58H128V56H126ZM140 57V58H141ZM148 57V56H147ZM155 58L157 57L156 56V54H155V56H154ZM163 57V56H162ZM190 57V56H189ZM201 57V56H200ZM221 57V56H220ZM60 58V57H59ZM131 58V57H130ZM141 58V59H142ZM158 58H159V56H158ZM188 58V57H187ZM186 58V59H187ZM225 58V57H224ZM51 59V58H50ZM50 59H48V60H50ZM61 59V60H62ZM132 59V58H131ZM133 59L132 60H127L128 61V64H130V65H128L127 63V67L125 68L126 69V71H124V70H122L123 69V67H121V64H120V67H121V70L122 71H120L119 72V75L121 74V72H122V74H124V77H125V75H129V73L132 71L131 70V67H133L134 66V68H135V64H133ZM152 59H154L153 57H152ZM160 59H161V57H160ZM164 59V58H163ZM172 59H174V58H172ZM207 59V58H206ZM215 58H213V60H214ZM52 60V59H51ZM53 60H54V58H53ZM58 60H60V59H58ZM60 60V61H61ZM69 60H72V59H69ZM75 60V59H74ZM74 60H72L73 62H74V64H75V61ZM114 60V61H113ZM135 60V59H134ZM158 60V59H157ZM218 60V59H217ZM42 61V62H41ZM133 61V62H132ZM137 62H141V61H139V60H136ZM148 61H149V57H148ZM188 62H189V60H187ZM204 61V60H203ZM207 61H208V59H207ZM210 61V60H209ZM215 61V60H214ZM214 61H212V62H214ZM47 62V61H46ZM50 62V61H49ZM48 62V63H49ZM53 63H56V61H52ZM67 62V61H66ZM69 62V61H68ZM77 62H79V61H77ZM129 62H131V63H129ZM143 62V61H142ZM180 62V61H179ZM182 62V61H181ZM217 62V61H216ZM223 62V61H222ZM226 62V61H225ZM71 63V62H70ZM70 63H69V65H70ZM119 63V62H118ZM121 63V62H120ZM125 63V62H124ZM134 63H136V62H134ZM145 63H147V62H145ZM144 63V64H145ZM184 63V62H183ZM209 63V62H208ZM45 65L47 64V63H44ZM52 64V63H51ZM50 64V65H51ZM82 64V63H81ZM131 64H133V66L131 65ZM138 64V63H137ZM137 64H136V67H137ZM142 64V63H141ZM166 64H167V62H166ZM202 64V63H201ZM204 64V63H203ZM217 64V63H216ZM218 64H220V61L218 62ZM218 64H217V66H218ZM53 65V64H52ZM72 65V64H71ZM77 65V64H76ZM76 65H74V66H76ZM117 65V64H116ZM119 65V64H118ZM140 65V64H139ZM147 65H148V63H147ZM185 65H188V64H185ZM193 65V64H192ZM48 66H49V64H48ZM47 66V67H48ZM83 66V65H82ZM122 66H126L125 64L124 65H122ZM169 66V65H168ZM177 66H178V64H177ZM176 66V67H177ZM194 66H195V64H194ZM197 66V65H196ZM212 66H213V63H212ZM221 66V65H220ZM223 66H225V65H223ZM3 67V69H6V67L4 68ZM76 67H79V66H76ZM175 67V68H176ZM180 67V66H179ZM178 67V68H179ZM189 67V66H188ZM205 67V66H204ZM210 68H211V66H209ZM222 67V66H221ZM43 68V67H42ZM82 68V67H81ZM127 68H128V70H127ZM130 68V69H129ZM144 68H146V66L144 67ZM143 68V69H144ZM163 68V67H162ZM190 68V67H189ZM193 68V67H192ZM207 68V67H206ZM227 68V67H226ZM2 69V70H3ZM45 69V68H44ZM80 69V68H79ZM120 69V68H119ZM133 69V68H132ZM147 69V68H146ZM145 69V70H146ZM182 69H185V68H182ZM225 69V68H224ZM31 70V71H32ZM34 70V71H35ZM131 70V71H130ZM140 70V69H139ZM141 70H142V67H141ZM170 70V69H169ZM180 70V69H179ZM179 70H177V71H179ZM188 70V69H187ZM198 70H200V68L198 69ZM212 70H213V67H212ZM222 70H223V67H222ZM263 70V69H262ZM13 71V70H12ZM17 71V72H18ZM39 71H38V74H39ZM112 71V72H111ZM125 73H124V72ZM130 71V72H129ZM160 71H161V73L163 72L161 69H160ZM176 71V72H177ZM184 71V70H183ZM186 71V70H185ZM204 71H206V70H204ZM214 71V70H213ZM212 71V72H213ZM6 72V71H5ZM8 72V71H7ZM10 72V71H9ZM26 72V71H25ZM128 72V73H127ZM133 72V71H132ZM149 72V71H148ZM175 72V73H176ZM181 73H182V71H180ZM207 72V71H206ZM206 72H204L205 74H206ZM215 72V71H214ZM219 72H220V70H219ZM14 73H16V72H14ZM35 73H36V71H35ZM135 73V72H134ZM138 73V72H137ZM146 73H147V71H146ZM161 73H160V75H161ZM174 73V74H175ZM200 73V72H199ZM10 74V73H9ZM19 74H21V73H19ZM48 74V73H47ZM51 74V73H50ZM115 74H116V72H115ZM133 75V73H130V75ZM136 74V73H135ZM139 74V73H138ZM141 74V73H140ZM163 74V73H162ZM173 74V73H172ZM173 74V75H174ZM184 74V73H183ZM216 74H218L217 72H216ZM215 74V75H216ZM4 75V74H3ZM6 75V74H5ZM46 75V74H45ZM107 77H106V76ZM117 75H118V72H117ZM117 75H113L114 77H117ZM137 75V74H136ZM160 75H157V76H159L160 77ZM164 75V74H163ZM166 75V74H165ZM164 75V76H165ZM171 75V74H170ZM179 75V74H178ZM178 75H175V76H178ZM187 75V79H188V74H185V76ZM212 75V74H211ZM224 75V74H223ZM234 75V74H233ZM262 75V74H261ZM10 76V75H9ZM44 76V75H43ZM74 75H72V77H73ZM105 76V79H103V80H101L102 79V77H104ZM123 76V75H122ZM135 76V75H134ZM134 76H131V77H129V78H131L132 80L131 81H129V85H128V83L124 86V84H125V82L124 83H122V81H121V79L119 80H115V79H112V78H114V77H112L111 78V80H113V82H112V89L113 90H115V91H118V90H122V92L124 91V90H126V92L128 91V93L130 94L129 95V97L131 96V97H133V100H136L137 99V96H138V99L137 100H139V98H142L143 100H144V102H145V104H146V107L148 106V104H149V106H150V110H149V108L147 109V108H145V109H147V111L149 110V112H155V111H151L152 110V108H157L156 109V111L158 112H160V114H162L163 112H165V113H163L162 115H160V114H158L157 115V113L155 112L154 113V115L153 116H155V119H156V117L157 116H160V118L159 119H162L161 118V116H168V115H170V116H168V121L170 122V124L171 125H173V124H175V128L177 129V130H179L180 128L183 130V128H184V130H183V132L184 131H186L187 132V134L186 133H184L183 135H181V136H184V138L183 137H181L180 139L178 138L177 140H180V141H177V142H180L179 143V145H178V143H176V142H174V143H176V145H177V148H178V150H176L177 148H175V149H173L174 148V146L176 147V145L174 144V143H172L173 142V140L172 139H175L174 141H176V138L177 137H179V136H174L175 138H171L170 139V137L171 136H173V135H169L172 131H176L177 132V134H178V131L175 129V130H172V131H170V133L168 134V135H166V136H170L169 137V141H171L172 140V142H170V146H169V143H168V140H165V135L163 136V133L160 131V132H158V130L161 128V125L160 126H156V124H155V126L157 127H155V131L157 132V134L159 133H161L162 134V136H161V134H160V136L158 137V135L154 132V130H153V122L151 123V125H153V126H146V124L148 123V124H150V122L151 121H153V120H155L154 118H153V120H149V118H150V116L152 117V115H150V114H145V116L146 115H150L149 116V118L148 117H144V115H143V117L144 118H148V120L149 121H147L146 120V123L144 122L145 120L143 119L142 121L144 122H142L143 124H142V126L144 127V124H145V126H146V128H144V129H142L143 131L145 130L146 132L144 133V132H142V130L140 129H138V131H141L142 132V134H145V135H139V136H136L137 138H141L142 136H145V137H147V140H151L150 142L151 143H153V137H151L152 136V133H153V135L154 134H156V136H155V138L156 137H158L157 139H155L154 138V140H157V141H162L163 139L165 140V141H167V143H165V145L163 146H161V147H165L164 148V150H163V148H161L160 149V147H159V145H157L158 143L155 141V143L156 144H154V146H152V144H151V148L150 149H153L154 150V148L153 147H155V145H156V147L158 146L159 148L157 149L156 147H155V150L157 149V150H159V153H160V150L161 151H163L162 153H163V155H164V158H165V156H166V159H164L163 157H161V156H163V155H161V153L159 154L160 155V157L163 159V160H165V161H168V160H170V161H172L171 159H173V161H174V159L175 158H177L178 157V155L180 156V157H178L179 158V160L178 159H175L176 161L178 160V162L180 163V165H181V163H183L182 161H181V159L182 158H184L185 159V157L184 156H186V157H188V154H189V156H190V154L191 153H193V156L191 157H188V158H186V160L188 159H190V161L192 162L193 160H191L192 158L194 159L195 158V160L194 161H198L197 163H201V164H203L204 166V168L205 167H208L209 169H210V171L209 172H211L212 171V169H213V176H214V173H216L215 174V177H216V179H218L219 178V182H217V183H220L221 181H225V182H228V184H227V186L229 185V180L231 181L232 179V183H233V181H234V183L236 184L237 183V181H241L242 182V184H241V186L239 185H237L236 184V188L238 187L239 189L240 188H243V190H245V191H249L248 189H251L252 187H255L256 185H254V184H257V186L256 187H258L260 190H262V192L264 191V142L262 143L261 142V139H262V137H264V136H260V134H262V135H264V131H263V127L261 128L262 130H260V128H259V132H260V134L258 135H256V133H257V131H255L254 132V130L255 129H253L255 126H256V129L258 128L257 126H259L258 124L260 123L261 125L264 123L262 120H260V121H262L263 123H261L260 121L257 123V121H258V118L259 117H256V119H255V116H256V113H254L255 114V116L253 117L254 118V120L252 121L251 120V118L250 117H252L251 115H253V112H252V114H251V112L249 113L250 114V117H249V114H248V119L250 118V120L252 121V123L255 121V123H253V125H252V123L250 122L249 123V121L250 120H247L246 122H247V124L248 125H250L251 124V126H249V127H251V128H249V129H253V130H250L251 132H248V133H251L252 134V131H253V134H255V135H251L252 136V138L254 137L255 139L257 138V136L260 138V140H257V139H259V138H257L255 141L257 142V144H254L253 142H255V141H251V143H250V141L248 140V138H246V140L250 143V144H252L253 143V145H258V144H260V145H258V148H256L257 146H253V145H251L252 147H255L254 148V150L253 149H251V147H250V149H251V151H248V152H251V155H249L250 153H248L247 155H249V156H251V160L252 161H250V162H254V163H256V164H258V165H255L254 163V165L252 166L253 168H255V170L256 169H258V171H256L260 176L259 177H261V174L260 173H262V175H263V178H258V177H255V176H253V174L255 175V173H253L254 171H252L251 169V175H252V177L250 176V178H257V180L254 178L253 180H255V182L252 180V179H250L251 181H253L254 183H252V185L250 186V184H251V181L249 180V182H248V185L247 186H250L247 190H246V181H243V180H247V178L245 179V178H242V176L243 175H247V171H245V173L246 174H244V172H243V174H242V169L243 168H246V167H241L240 166V164H239V162L241 161H238V159H236L234 156H236L237 157V155H234L235 153H234V151L233 152H231V150L229 151V149L228 148H230V147H228L227 148V152L229 151V152H231V153H228V155H227V152H226V150L225 149H223V147L225 146H222V152L220 151V147H217V146H220L219 144L217 145L216 143L218 142V140L215 142V138H213V141L211 142L210 141V139H208V134L206 135V133H208V132H206V131H208V130H206V129H208V128H210L211 126H206L205 125V127L206 128H204L203 129V127H199V125L200 126H204V125H201V124H198L197 125V123L196 122H198L199 120L196 118V119H193V116H194V110H195V108H193L194 110H193V112H192V110H191V112H189L188 111V109L186 108L187 107V101L188 100H191V96H189V97H191V98H189V99H187V96L190 94L189 92H191L190 90L188 91V95L186 96V94L183 92H181L182 91V88H181V91H179V93H178V91H176V89H175V93L174 92H172V94L169 92L170 90L172 91L173 89L171 88V87H168V89L170 88V90L168 91L169 93H166V92H164L165 94H169L168 96L167 95H164V96H162V95H160L159 96V92L161 91V88H160V91L158 92V90H156L157 91V93H155V92H152L151 91V89L153 88V87H150L151 85H154V84H152L151 83V85L149 86L150 88H146L145 86L146 85H142V82H138V80L139 79H137V81H136V78L134 77ZM156 76V77H157ZM172 76V75H171ZM200 76V75H199ZM206 76V75H205ZM209 76V75H208ZM214 76V75H213ZM225 76V75H224ZM37 77V76H36ZM51 76L49 75V78H50ZM53 77V76H52ZM82 77V76H81ZM101 77V78H100ZM126 77H128V76H126ZM126 77H125V79H126ZM132 77H134L135 79H133ZM140 77H142V76H140ZM158 77V78H159ZM178 77H181V76H178ZM204 77V76H203ZM262 77H264V76H262ZM261 77V78H262ZM33 78H34V76H33ZM38 78H40V77H38ZM74 79H76L75 77H73ZM98 78H100V79H98ZM108 78H110V77H108ZM107 78V80H109ZM118 78H119V76H118ZM122 79H123V77H121ZM139 78V77H138ZM154 78V77H153ZM161 78V80L163 79V77L161 76L160 77ZM168 77H166V82H167V79ZM186 78V77H185ZM205 78V77H204ZM208 78V77H207ZM209 78H211V77H209ZM208 78V79H209ZM213 78H215V76L213 77ZM221 78V77H220ZM36 79V78H35ZM85 79V80H86ZM163 79V80H164ZM174 79H175V77H174ZM179 79H182V77L181 78H179ZM178 79V80H179ZM186 79V80H187ZM201 79V81H202V79L203 78H199V80ZM206 79V78H205ZM222 79V78H221ZM37 80V79H36ZM40 80V79H39ZM50 80V79H49ZM53 80V79H52ZM81 80V79H80ZM84 80V81H85ZM89 80H87V81H89ZM129 80V79H128ZM156 80V82L155 83H157V82H160V84H164V81H163V83L161 82V80H159V81H157V78L155 79ZM173 80V79H172ZM177 82H179L177 79H175ZM183 80L184 79H182V82H183ZM217 80H220L219 78H217ZM223 80V79H222ZM38 81V80H37ZM153 81V80H152ZM175 81V82H176ZM190 81V80H189ZM201 81H199V82H201ZM211 81V80H210ZM216 81V80H215ZM42 82V81H41ZM43 82H44V80H43ZM42 82V83H43ZM88 83V84H91V83ZM94 82H92V84L94 83ZM97 82V83H98ZM111 82V81H110ZM145 82V81H144ZM180 82H181V80H180ZM179 82V83H180ZM187 82H188V80H187ZM221 81H219V83H220ZM223 82V81H222ZM228 82V81H227ZM47 83H48V81H47ZM50 83V82H49ZM96 83V82H95ZM94 83V84H95ZM100 83V84H101ZM104 83V82H103ZM146 83V82H145ZM169 83V82H168ZM171 83V82H170ZM169 83V84H170ZM178 83V84H179ZM195 83V82H194ZM193 83V84H194ZM224 83V82H223ZM99 84V83H98ZM99 84V85H100ZM106 84V83H105ZM105 84H104V86H105ZM109 84V83H108ZM147 84V83H146ZM148 84H149V82H148ZM160 84H158L159 86H164V85H160ZM167 84V83H166ZM169 84H167L166 86H164V87H167V86H169ZM211 84V83H210ZM215 84V83H214ZM214 84H212V85H214ZM227 84V83H226ZM231 84V83H230ZM86 85V84H85ZM171 85V84H170ZM175 85V84H174ZM183 85V84H182ZM198 85V84H197ZM216 85V84H215ZM222 85V84H221ZM224 85V84H223ZM96 86H98V85H96ZM148 86V85H147ZM172 86V85H171ZM179 86V85H178ZM181 86V85H180ZM194 86V85H193ZM230 86V85H229ZM239 86H241V85H239ZM90 87V86H89ZM157 87V86H156ZM183 87V86H182ZM194 87H196V85L194 86ZM216 87V86H215ZM222 87V86H221ZM96 88V87H95ZM99 88V87H98ZM159 88V87H158ZM157 88V89H158ZM175 88H176V86H175ZM177 88H179V87H177ZM184 88V87H183ZM185 88H187V87H185ZM108 89V88H107ZM111 89V87L108 89V91ZM111 89V90H112ZM150 89V90H149ZM167 89V90H168ZM209 89V88H208ZM212 89V88H211ZM222 89V88H221ZM164 90H165V88H164ZM108 91H107V93H108ZM152 93H151V92ZM154 91V90H153ZM174 91V90H173ZM193 91V90H192ZM110 92V91H109ZM114 92V91H113ZM111 93V94H114V93ZM122 92H117L118 93V95H120L119 93H122ZM181 92V93H180ZM185 92H186V90H185ZM195 92V91H194ZM106 93V92H105ZM106 93V94H107ZM125 93V92H124ZM127 93V94H128ZM160 93H163V91L162 92H160ZM204 93V92H203ZM210 93V92H209ZM212 93V92H211ZM221 93V92H220ZM111 94L109 95V96H111ZM191 94H193V93H191ZM214 94V93H213ZM217 94V93H216ZM104 95V94H103ZM115 95V94H114ZM117 95V94H116ZM218 95V94H217ZM161 96L164 98L165 96L167 97V98H165L166 100H163V102H160V100L162 101V98H161ZM202 96V95H201ZM205 96V95H204ZM210 96V95H209ZM208 96V97H209ZM112 97V96H111ZM115 97V96H114ZM120 97V96H119ZM118 97V98H119ZM122 97V96H121ZM211 97H212V95H211ZM118 98H115L116 99V102H119V101H117V99ZM134 98H136V99H134ZM203 98V97H202ZM201 98V99H202ZM206 98V97H205ZM105 100H106V98H104ZM108 99V98H107ZM121 99V98H120ZM131 99V98H130ZM142 99H140V101L139 102H143L142 101ZM145 99L147 100V101H145ZM102 100V99H101ZM255 100V99H254ZM254 100H253V102L252 103H254ZM104 101V100H103ZM126 101V100H125ZM165 101V102H164ZM203 101H205L204 99H203ZM203 101H201V103H203ZM208 101V100H207ZM256 101V103H257V99L255 100ZM101 102V101H100ZM108 102H110V101H108ZM135 102V101H134ZM149 102V103H148ZM189 102V101H188ZM198 102H200V101H198ZM210 101H208V103H209ZM250 102V103H251ZM259 102V101H258ZM123 103V102H122ZM130 103H132V102H130ZM136 103V102H135ZM135 103H132L131 105H133V104H135ZM160 103H162V104H160ZM164 103V104H163ZM182 103V104H181ZM184 103H186V104H184ZM200 103V104H201ZM261 103V102H260ZM113 104V103H112ZM117 104V103H116ZM119 104V103H118ZM124 104H125V102H124ZM129 104V103H128ZM137 104H138V102H137ZM136 104V105H137ZM140 104V103H139ZM138 104V105H139ZM145 104L143 105L144 107H145ZM183 105V107H185L184 105H186V109L187 110H184L183 109V107L182 108H180L179 107V105ZM214 104V103H213ZM245 104V103H244ZM247 104V103H246ZM249 104V103H248ZM97 105H99V103L97 104ZM121 104H119V106H120ZM204 105H206V104H204ZM211 105V103L208 105L209 107H212V106H210ZM260 105V104H259ZM122 106H123V104H122ZM134 106V105H133ZM132 106V107H133ZM142 106V105H141ZM158 106V107H157ZM163 107L164 106V111L163 110H161V111H163V112H161L160 110H159V108L160 107ZM198 106V105H197ZM200 106V105H199ZM116 107V106H115ZM118 107V106H117ZM125 107H126V105H125ZM130 107V106H129ZM137 107V106H136ZM139 107L140 106H138L137 107V110H135V111H139L140 112V109H139ZM161 107V108H162ZM188 107H190V109H191V107L192 106H190V102H189V106ZM248 107V106H247ZM257 107H259L258 105H257ZM260 107H261V105H260ZM124 107H122V109H123ZM160 108V109H161ZM213 108V107H212ZM217 108V107H216ZM240 108V107H239ZM242 108V107H241ZM121 109V110H122ZM129 109V108H128ZM127 109V110H128ZM134 109V108H133ZM139 109V110H138ZM233 109V108H232ZM248 109V108H247ZM262 109V108H261ZM124 110H126V109H124ZM208 110V109H207ZM219 110V109H218ZM221 110V109H220ZM240 110V109H239ZM249 110H251L250 109V106H249ZM257 110V109H256ZM123 111V110H122ZM122 111L120 112V115H121V113H122ZM129 111H130V109H129ZM133 111V110H132ZM131 111V112H132ZM134 111V112H135ZM144 111H146V110H144ZM146 111V112H147ZM242 111H244V110H242ZM245 111H248V110H245ZM260 111V110H259ZM263 111V110H262ZM128 112V111H127ZM131 112H130V114H131ZM133 112V113H134ZM149 112H147V113H149ZM158 112V113H159ZM240 112V111H239ZM264 112V111H263ZM123 113H125V112H123ZM137 113V112H136ZM136 113H134V115L136 114ZM245 113V112H244ZM246 113H248V112H246ZM257 113H259V112H257ZM140 114V113H139ZM142 114V113H141ZM168 114V115H167ZM224 114V113H223ZM230 114V113H229ZM241 114H243V113H240V115ZM260 114H262L261 112L259 113V115ZM5 115H7L6 113H5ZM128 115V114H127ZM134 115H132V116H134ZM157 115V116H156ZM202 115H204V114H202ZM207 115V114H206ZM232 115H233V113H232ZM231 115V116H232ZM237 115V114H236ZM245 115V114H244ZM243 115V116H244ZM247 115V114H246ZM259 115H257V116H259ZM138 117H141L142 118V116L140 115H137ZM164 116H163V118H164ZM218 116V115H217ZM220 116V115H219ZM218 116V117H219ZM228 116H230V115H228ZM234 116V115H233ZM232 116V118H236V116L235 117H233ZM238 116V115H237ZM242 116V117H243ZM261 116V115H260ZM5 117V116H4ZM4 117L3 116H0V167H1V165H3L4 167L7 165V164H12V165H14V166H16L18 169H19V171H20V173H22V177H23V179H24V181H26V182H33V180H35L36 179V177H37V175L39 174V167L38 166H36L37 165V162H42V161H47V162H53L54 160H53V158L56 156V154H58V153H56L57 151L55 150L57 147H54V143L53 144H51V141L52 140H50L49 141V139H45L47 142H50V143H47V142H44L45 140H44V138H43V140H42V137H44V136H42L41 137V135L39 134V136L41 137H39L38 135H37V131L35 132V130H30L29 129V131L27 130L26 132H22V133H18V132H20V131H18L17 130V132H16V128L14 129L15 130V132H13V131H10V130H13V129H9V126L11 127V124H8V122L4 119ZM8 117V116H7ZM169 117H172V119L170 118L169 119ZM195 117V116H194ZM244 117H246V116H244ZM126 118H128L127 116H126ZM135 118H137V117H135ZM140 118V119H141ZM158 118V117H157ZM231 118V117H230ZM120 119V118H119ZM166 119V118H165ZM210 119V118H209ZM214 119V118H213ZM219 119V118H218ZM223 119V118H222ZM228 119H229V117H228ZM237 119V118H236ZM239 119V118H238ZM135 120H137V119H135ZM196 120H198V121H196ZM201 120H202V118H201ZM216 120V119H215ZM235 120V119H234ZM244 120V119H243ZM245 120H246V118H245ZM257 120V121H256ZM162 121V120H161ZM171 121H172V123H173V121H174V123L172 124L171 123ZM214 121V120H213ZM212 121V122H213ZM218 121H221L220 119L218 120ZM230 121H231V119H230ZM118 122H119V120H118ZM134 122V121H133ZM164 122H166L165 120H164ZM202 122V121H201ZM209 122V121H208ZM232 122V121H231ZM230 122V123H231ZM235 122H241V123H243V122H245V121H239V120H235L234 121V123ZM246 122L245 123H243V125L244 124H246ZM116 123H117V121H116ZM136 123V125L138 124L137 122H135ZM199 123H200V121H199ZM214 123V122H213ZM233 122H232V124H234ZM257 123V125H255ZM129 124H131V123H129ZM139 124H141V123H139ZM147 124V125H148ZM159 124H160V122H159ZM158 124V125H159ZM162 124V123H161ZM208 124V123H207ZM210 124H211V120H210ZM209 124V125H210ZM218 124V123H217ZM228 124V123H227ZM232 124H230V125H232ZM236 124H238V123H236ZM121 125L122 124H120V127H121ZM124 125V124H123ZM133 125H134V123H133ZM165 126H166V124H164ZM171 125H169L170 127H171ZM178 125H181V127L180 128H177L178 127ZM239 125V124H238ZM241 125V124H240ZM255 125V126H254ZM15 126V125H14ZM14 126H12V128L14 127ZM110 126V125H109ZM114 126H116V125H114ZM114 126H113V128L112 129H114ZM132 126V125H131ZM135 126V125H134ZM141 125H139V127H140ZM174 126V125H173ZM173 126H172V128H173ZM183 126V127H182ZM218 126V125H217ZM235 126V125H234ZM254 126V127H253ZM263 126V125H262ZM147 127H148V129L150 128V130H153V131H150V133L148 132L149 130H146L147 129ZM160 127V128H159ZM214 127H215V124H214ZM213 126H212V129L214 128ZM232 127V126H231ZM240 127V126H239ZM243 127H245V126H243ZM253 127V128H252ZM28 128V127H27ZM26 128V129H27ZM110 128H111V126H110ZM110 128H109V130H110ZM118 128V127H117ZM135 128V127H134ZM138 128V127H137ZM152 128V129H151ZM159 128V129H158ZM172 128H169V129H172ZM235 128H237L236 126H235ZM235 128L233 129V130H235ZM33 129H34V127H33ZM119 129V128H118ZM123 129V128H122ZM122 129H120L121 130V132L123 131ZM161 129H164L163 127L161 128ZM174 129V128H173ZM180 129V130H181ZM245 129V128H244ZM248 128H247V125H246V130H247ZM21 130V129H20ZM85 130V129H84ZM107 130V129H106ZM135 130H137L136 128H135ZM226 130H227V132H228V129L226 128ZM230 130V129H229ZM246 130H245V132H246ZM89 131V130H88ZM94 131V130H93ZM113 131V130H112ZM116 131H117V129H116ZM119 131V130H118ZM137 131V132H138ZM168 131V130H167ZM166 131V132H167ZM211 131H213V130H211ZM210 131V132H211ZM263 131V132H262ZM96 132V131H95ZM165 132V133H166ZM181 132L182 131H180V134H181ZM223 132V131H222ZM236 132V131H235ZM244 132V133H245ZM246 132V135H248V133ZM86 133V132H85ZM89 133V132H88ZM97 133V132H96ZM99 133V132H98ZM106 133V132H105ZM109 133V132H108ZM107 133V134H108ZM117 132H115V133H113V134H116ZM134 133V132H133ZM133 133H131V134H133ZM146 133H148L147 134V136H146ZM240 133V132H239ZM89 134H91L92 135V133H89ZM111 134H112V132H111ZM111 134H109V135H111ZM112 134V135H113ZM119 134H121L120 132H119ZM140 134V133H139ZM151 136H150V135ZM180 134H178V135H180ZM210 134V133H209ZM222 134V133H221ZM237 134V133H236ZM43 135V134H42ZM95 135V133L92 135V136H94ZM101 135V134H100ZM109 135H107L108 137H109ZM117 135V134H116ZM174 135H176V134H174ZM245 135V134H244ZM245 135V136H246ZM84 136V135H83ZM131 136H134V134L133 135H130V138H131ZM141 136V137H140ZM148 136H150L151 138H149ZM224 136H226V135H224ZM242 136V135H241ZM249 136V135H248ZM248 136H246V137H248ZM256 136V137H255ZM88 137V136H87ZM97 137V136H96ZM95 137V138H96ZM106 137V136H105ZM104 137V138H105ZM135 137V138H136ZM160 137H162V138H160ZM168 137H166V139L168 138ZM209 137H211V134L209 135ZM227 137V136H226ZM242 137H244V136H242ZM47 138V137H46ZM89 138V137H88ZM87 138V139H88ZM95 138H94V141H95ZM98 138V137H97ZM97 138H96V142H98L97 141ZM128 138H129V136H128ZM136 138V139H137ZM228 138V137H227ZM239 138H240V136H239ZM238 138V139H239ZM250 138V137H249ZM143 140H142V142L145 140L146 141V138H142ZM242 139V138H241ZM251 139V138H250ZM83 140V139H82ZM91 140H93L92 139V137H91ZM99 140V139H98ZM107 140V139H106ZM135 140V139H134ZM133 140V143L131 142V144H134V141ZM223 140L225 141L226 139L225 138H223ZM43 141V142H42ZM78 141H79V139H78ZM89 142H90V140H88ZM108 141V140H107ZM131 141H132V138H131ZM141 141V139L139 140V142ZM144 141V144L146 143L147 145L149 144V146L146 148L148 151H150L148 148L150 147V143H148V142H145ZM184 141V142H183ZM209 141L211 142V143H215L214 145L212 144L211 145V143H209ZM228 141V140H227ZM262 141H264V139L262 140ZM83 142V141H82ZM93 142V141H92ZM95 142V143H96ZM100 142V141H99ZM123 143H125L124 142V140L122 141ZM127 142V141H126ZM136 142H138V139H137V141ZM135 142V143H136ZM162 142H164V141H162ZM193 143L194 144V147L192 146V144L191 143ZM222 142V141H221ZM235 142V141H234ZM239 142V141H238ZM88 143V142H87ZM91 143V142H90ZM102 143V142H101ZM100 143V145L103 147V145ZM109 143V142H108ZM107 143V144H108ZM123 143H121V145L123 144ZM129 143H130V140H129ZM161 142H159V144H160ZM172 143V144H171ZM231 143V142H230ZM233 143V142H232ZM231 143V144H232ZM240 143H241V141H240ZM247 143V142H246ZM89 144V143H88ZM97 144V143H96ZM95 144V145H96ZM120 144V143H119ZM125 144H128V143H125ZM141 144H143V143H141ZM143 144V145H144ZM162 144V143H161ZM166 144H168L167 146V149H166ZM225 144V143H224ZM234 144V143H233ZM236 144V143H235ZM243 144V143H242ZM91 145V144H90ZM118 144H116L115 146H117ZM124 145V144H123ZM128 145H130V144H128ZM137 145H139V144H137ZM143 145H141L142 147H144ZM146 145V146H147ZM217 145V146H216ZM222 145V144H221ZM230 145V144H229ZM239 145V144H238ZM247 145H248V143H247ZM56 146V145H55ZM84 146V145H83ZM86 146V145H85ZM93 146V145H92ZM97 146V145H96ZM106 146V145H105ZM109 146V145H108ZM114 146V147H115ZM133 146V145H132ZM131 146V147H132ZM135 146V145H134ZM133 146V147H134ZM141 146H139V147H141ZM98 147V146H97ZM96 147V149H99V148H97ZM120 147V146H119ZM119 147H116V148H119ZM123 147H125V145L123 146ZM128 147V146H127ZM130 147V146H129ZM128 147V148H129ZM138 147V146H137ZM137 147H134V148H137ZM138 147V149L137 150H139V149H141V148H139ZM169 147H173L172 148V150H170V149H168ZM238 147V146H237ZM236 147V148H237ZM247 147V146H246ZM94 148V147H93ZM92 148V149H93ZM101 148V147H100ZM121 148H122V146H121ZM120 148V149H121ZM128 148H124V149H128ZM133 148V149H134ZM193 148H195V149H193ZM231 148H232V146H231ZM236 148H235V150H236ZM242 148V147H241ZM107 149V148H106ZM129 149H132V148H129ZM145 149V148H144ZM145 149V150H146ZM165 149H166V151H165ZM188 149H190V150H188ZM249 149V150H250ZM57 150H59V148L57 149ZM95 150V149H94ZM108 150H110L109 148H108ZM113 150H115L116 151V149L115 148H113ZM121 150H123V149H121ZM152 150V151H153ZM155 151V152H158V151ZM169 150V151H168ZM187 150H188V152H187ZM224 150H225V152H226V154L224 153ZM247 150V149H246ZM252 150H253V152H252ZM186 151V152H185ZM189 151L191 152V153H189ZM242 151V150H241ZM117 152V151H116ZM118 152H120V150L118 151ZM123 152V151H122ZM244 152V151H243ZM62 153V152H61ZM139 153V152H138ZM185 153V154H184ZM245 153V152H244ZM64 154V153H63ZM124 154V153H123ZM135 154V153H134ZM146 154V153H145ZM184 154V155H183ZM231 154V155H230ZM241 154V153H240ZM59 155V154H58ZM143 155V154H142ZM149 155V154H148ZM183 155V156H182ZM242 155V154H241ZM61 156V155H60ZM64 156V155H63ZM62 156V157H63ZM66 156V155H65ZM65 156H64V159H65ZM140 156V155H139ZM151 156V155H150ZM176 156V157H175ZM232 156V157H231ZM249 156H247V157H249ZM133 157V156H132ZM143 157H147V158H149L147 155H143ZM143 157H140L141 158V161H142V158ZM159 157V156H158ZM160 157H159V161H160ZM167 157H168V160H167ZM175 157V158H174ZM240 157V156H239ZM238 157V158H239ZM243 157H244V155H243ZM66 158H67V156H66ZM181 158V159H180ZM235 158V159H234ZM69 159V158H68ZM247 159V158H246ZM48 160H50V161H48ZM63 160V159H62ZM132 160V159H131ZM138 160V159H137ZM136 160V161H137ZM158 160V159H157ZM58 161H59V159H58ZM61 161V160H60ZM69 161V160H68ZM140 161V162H141ZM146 161V160H145ZM172 161V162H173ZM175 161V162H176ZM185 161V160H184ZM248 160H247V162H249ZM56 162V161H55ZM72 162V161H71ZM126 162V161H125ZM124 162V163H125ZM129 162V161H128ZM138 162V161H137ZM136 162V163H137ZM155 162V161H154ZM164 162V161H163ZM171 162V163H172ZM172 163V165L174 164V165H176V163ZM191 162H189V163H191ZM236 162H238V165H237V163ZM246 162V163H247ZM249 162V163H250ZM162 163V162H161ZM167 163H170L169 161L167 162ZM179 163H177V164H179ZM194 162H192L191 163V167L192 166H194L193 167V170H194V172L196 173V168H197V172H201V170H202V173H203V171H205V172H207V170H209V169H207V168H205V169H203V167L200 169V170H198V168H199V166L197 165V164H195V165H192ZM196 163V162H195ZM199 163V164H200ZM245 163V162H244ZM48 164V163H47ZM46 164V165H47ZM52 164V163H51ZM56 164V163H55ZM64 164H66V163H64ZM71 164H73V163H71ZM127 164V163H126ZM132 164V163H131ZM138 164V163H137ZM140 164V163H139ZM151 164H154V163H151ZM242 164H243V161H242ZM45 165V164H44ZM53 165H54V163H53ZM158 165V163H156V165L155 166H157ZM160 165V164H159ZM158 165V166H159ZM164 166H165V164H163ZM168 165V164H167ZM198 167H197V166ZM237 165V166H236ZM252 165V164H251ZM8 166V165H7ZM39 166H40V164H39ZM64 166V165H63ZM69 166V165H68ZM131 166V165H130ZM140 166H141V164H140ZM139 165H138V169H140L139 167H140ZM147 166V165H146ZM163 166V167H164ZM170 167H171V164L169 165ZM177 166V165H176ZM187 166H188V164H187ZM238 167V166H240V167H238V168H240L239 170H240V172H241V175L242 176H240L239 177V175H240V172H239V175L237 174V176L239 177V179H238V177L236 178V179H238L236 182H235V180L236 179H234V178H232V179H230L231 177H233V174H232V176H230L229 174V180H227L226 178H228V176L226 177L225 176V174L229 171V170H232V168H234V167ZM243 166H245V165H243ZM258 166V167H257ZM13 167V166H12ZM43 167V166H42ZM56 167H58V166H56ZM70 167H72V166H70ZM70 167H68V169H70ZM122 167H124V166H122ZM128 167V166H127ZM142 167V166H141ZM166 167V166H165ZM175 167V166H174ZM178 167V166H177ZM176 167V168H177ZM2 168V167H1ZM11 168V167H10ZM45 168V167H44ZM43 168V169H44ZM50 168V167H49ZM52 168V167H51ZM53 168H55V165H54V167ZM189 168V167H188ZM6 169H7V167H6ZM14 169H15V167H14ZM65 169L66 170H68L67 169V166L65 167ZM159 169V168H158ZM162 169V168H161ZM190 169V168H189ZM192 169V168H191ZM236 169V168H235ZM235 169H233L234 171H235V173L233 172V170H232V173H234V174H236V173H238V170L236 171ZM259 169H260V171H259ZM16 170V169H15ZM42 170V169H41ZM48 170H52V169H48ZM54 170V169H53ZM57 170V169H56ZM53 171V172H51V173H49V177H47V179H48V181L50 180L51 181V179H52V181L54 180V183L55 184H58V187L59 188H61L62 190H63V192H64V194H66V193H72V194H74L72 197L74 198V206H72L74 209H75V211L72 209V211H74L73 213H75V212H77L78 214H80L82 217H83V222L81 221V222H78L77 221V223H80V224H78V225H75V224H73V222L71 221V217H72V215H71V217H70V219H64L63 217L61 218V219H63L64 221L62 222V226L60 227V228H62V229H64V234H63V236L61 237L60 235V237L59 236H55L54 235V233H53V235H52V237L50 238V240H49V242L46 244V247H45V249L44 248H42L45 252L48 250H46V248L47 247H49V250H50V247H51V249H52V247L53 248H60V246L61 245H64V244H66V243H68V241H70V240H72L71 241V243L70 244H72L73 243V245L75 244V246L77 247V245L80 247V246H82V245H86L85 243L86 242H88V240H89V236H91V234H95V232H96V235H98V237H100V238H104V240L103 241H101V239H100V241L101 242H99V245H100V243H102V245H103V242L104 241H107V239H110V242L109 243H111L112 244V242L113 243H115L114 241H111V239L113 238V237H115L117 234L118 235H121V236H118L117 235V237L119 238V237H121L122 238V234L121 233H124L123 231L122 232H120L121 230H120V227H121V225H122V227H124L125 226V224L127 225V222H128V218H130V217H132L133 215L131 214V213H129V217L128 218H126L127 220H126V223L124 224V223H122V222H124V218L125 217H127V212H128V210H127V208L128 207H126V212H124L123 210L124 209H122V211L124 212L123 214L122 213H120L119 211H117V212H119V213H116V214H113L114 212H115V210H117V209H115L114 210V212H111V211H113V210H111L110 208L109 209H107L109 206H107V208L105 207V210L103 209L104 208V206H105V204H104V206H103V208H102V211H101V209H100V205H99V202H97V201H95V202H97V206L94 204V201H93V199H91L92 201H93V204L96 206V209H97V207H98V210L97 211H100V212H98V213H101V215L99 214V217L102 219H100L99 220V218H97L99 221V223H93L94 224V229H96V227H97V229H96V231L94 232V230L93 229H91V230H93V231H89L90 230V228H88L89 227V222H88V219L89 218H93V219H95L94 218V215L96 214L95 212H96V209H94V208H92V212L94 213V215H93V213L90 211L91 210V206H92V204H90L89 205V207L87 206V204H86V202L89 204V201H85V200H82L81 198H78V197H80V195L82 194H86V197H87V195H89L90 193H91V190H88V189H86V187H85V185H84V180L83 179H85V178H83V179H80V175H79V177H78V175H77V173H76V171L74 172V171H71V170H73V167H72V169H70L69 171H66V170H64V171H62V170H57V171ZM127 170V169H126ZM134 170H136V169H134ZM142 170V169H141ZM165 170V169H164ZM167 170V169H166ZM165 170V171H166ZM192 170V171H193ZM244 170H247V169H244ZM243 170V171H244ZM250 170H248V173H249V171ZM14 171V170H13ZM46 171V170H45ZM138 172H139V170H137ZM143 171V170H142ZM188 171V170H187ZM186 171V172H187ZM4 172V171H3ZM2 172V173H3ZM9 172V171H8ZM12 172V171H11ZM10 172V173H11ZM42 172V171H41ZM40 172V173H41ZM74 172V173H73ZM135 173H136V171H134ZM184 172V171H183ZM191 172V171H190ZM204 172V173H205ZM226 172V173H225ZM230 172V171H229ZM228 172V173H229ZM14 173V172H13ZM42 173H44V172H42ZM160 173H161V170H160ZM201 173V174H202ZM231 173V172H230ZM8 174V173H7ZM18 174V173H17ZM46 174V172L44 173V175ZM79 174V173H78ZM146 174V173H145ZM163 174H164V171H163ZM167 173H165V175H166ZM183 174V173H182ZM197 174V173H196ZM208 174V173H207ZM209 174H212V173H209ZM258 174H256V175H258ZM9 175V174H8ZM14 175H15V173H14ZM140 174H138V176H139ZM184 175H185V173H184ZM206 175V174H205ZM5 176L6 175H4V177L3 176H0V264H29L30 263V261H33V257L34 256H31V254L30 255H28V253H27V249H25V245L23 246V240L24 239H27L28 237H34L35 235H37L39 232H38V226H37V223L36 222H31V216H32V214H35V213H32V212H30L31 211V209L33 210H40L39 208H40V204H41V202H43L44 200H39L40 199V197L38 198V195H35V193H34V191H32L33 189H35V188H33V184H32V189H31V187H30V189H27V190H25L26 188H23L25 191L24 192H22V193H15V191L13 192V191H11V190H9V189H7V187H8V185L10 184H8L7 186H6V184L4 185V181H5V179H7V178H5ZM18 176V175H17ZM40 176H42V175H40ZM137 176V175H136ZM141 176V175H140ZM139 176V177H140ZM169 176H171V174L169 175ZM178 176V175H177ZM176 176V177H177ZM196 176V175H195ZM7 177V176H6ZM39 177V176H38ZM45 178H46V176H44ZM135 177V176H134ZM145 177H147V176H145ZM174 177V176H173ZM215 177H214V179H215ZM218 177V178H217ZM244 177H247V176H244ZM42 178V177H41ZM40 178V179H41ZM136 178V177H135ZM138 178V177H137ZM136 178V179H137ZM142 178V177H141ZM139 179L138 178V181L139 180H141V182H142V179ZM178 178H180V177H178ZM240 178H242L241 180H240ZM4 179V180H3ZM39 179V178H38ZM42 179H44V178H42ZM86 179H87V177H86ZM85 179V180H86ZM167 179V178H166ZM227 181H226V180ZM45 180V179H44ZM134 180V179H133ZM146 180V179H145ZM164 180V179H163ZM169 180V179H168ZM177 180H180V179H176V181ZM36 182H37V180H35ZM41 181H43V180H41ZM45 181H47V180H45ZM49 181V182H50ZM82 181H84V182H82ZM167 181V180H166ZM165 181V182H166ZM172 181H173V179H172ZM199 181V180H198ZM216 181V180H215ZM8 182V181H7ZM7 182H5V183H7ZM38 182H40V180H38ZM49 182H48V184H49ZM89 182V181H88ZM140 182V181H139ZM140 182V183H141ZM210 182H211V180H210ZM209 182V183H210ZM224 182V183H225ZM240 182V183H241ZM13 183H14V181H13ZM25 183V182H24ZM34 183V182H33ZM44 183H46V182H44ZM53 183V182H52ZM164 183V182H163ZM212 183V182H211ZM215 183V182H214ZM223 182H222V185L224 184ZM233 183V184H234ZM26 184V183H25ZM38 184V183H37ZM41 184V183H40ZM48 184H46V185H48ZM51 184V183H50ZM85 184L87 185V183L85 182ZM137 184H139V183H137ZM146 184V183H145ZM148 184V183H147ZM173 184H174V182H173ZM196 184V183H195ZM202 184V183H201ZM213 184V183H212ZM235 184H234V186H235ZM12 185V184H11ZM16 185V184H15ZM29 185V184H28ZM28 185H26V186H28ZM45 185V184H44ZM52 185H54V184H52ZM90 185V184H89ZM207 185V184H206ZM226 185V184H225ZM231 186H233L232 184H230ZM229 185V186H230ZM36 185H34V187H35ZM91 186V185H90ZM92 186H93V184H92ZM95 186V185H94ZM199 186V185H198ZM208 186H210V185H208ZM217 186H220V184H218ZM224 186V185H223ZM233 186V187H234ZM10 188H11V186H9ZM47 187V186H46ZM52 187V186H51ZM54 187H56L55 185H54ZM54 187H52L53 189H54ZM205 187V186H204ZM203 187V188H204ZM213 187V186H212ZM215 187V186H214ZM221 187V186H220ZM15 188V187H14ZM42 188V187H41ZM44 188V187H43ZM49 188H50V186H49ZM88 188V187H87ZM93 188V187H92ZM95 188H96V186H95ZM98 188H99V186H98ZM237 188V194H238V192H239V189ZM258 188L256 189V188H254V189H256L255 191H257L258 190ZM51 189V188H50ZM90 189V188H89ZM207 189V188H206ZM217 189H218V187H217ZM253 189V188H252ZM251 189V190H252ZM253 189V190H254ZM18 190V189H17ZM43 190V189H42ZM61 190V191H62ZM85 190H87L88 191V193H89V191H90V193L89 194H87L86 192H85ZM96 190H97V188H96ZM234 190H235V188H234ZM250 190V191H251ZM23 191V190H22ZM37 191V190H36ZM35 191V192H36ZM56 191H57V189H56ZM60 191V192H61ZM93 191H95V189L93 190ZM208 191V190H207ZM206 191V192H207ZM224 191H225V189H224ZM231 191H232V189H231ZM242 191V190H241ZM259 191V190H258ZM20 192V191H19ZM43 192H45V191H43ZM66 192V193H65ZM205 192V193H206ZM221 192V191H220ZM236 192H234V193H236ZM262 195L264 194V192L262 193L261 191H259ZM47 193V192H46ZM50 193V192H49ZM93 193V192H92ZM97 193V192H96ZM101 193V192H100ZM178 193V192H177ZM183 193V192H182ZM181 193V194H182ZM217 193V192H216ZM243 194H245V193H247V192H242ZM242 193H239L238 195L239 196H243V195H240V194H242ZM260 193H259V195H260ZM39 194H41V193H39ZM42 194H44V193H42ZM59 194H61V193H59ZM178 194H180V192L178 193ZM184 194V193H183ZM230 194V195H229ZM228 195L229 196H231L232 194L231 193H229ZM236 194V195H237ZM258 194V193H257ZM257 194H254L255 195V197H257V196H259V195H257ZM45 195V194H44ZM49 195V194H48ZM70 195V194H69ZM81 195V196H82ZM92 195V194H91ZM237 195V197L236 196H234V197H236L237 198V200H238V196ZM251 195V194H250ZM262 195H260L259 197H261ZM40 196V195H39ZM46 196V195H45ZM44 196V197H45ZM59 196V195H58ZM62 196V195H61ZM78 196V197H77ZM90 196V195H89ZM97 196H98V194H97ZM177 196V195H176ZM182 196V195H181ZM187 196V195H186ZM217 196V195H216ZM220 196V195H219ZM218 196V197H219ZM233 196V195H232ZM247 196H249V195H247ZM51 197V196H50ZM56 197V196H55ZM60 197V196H59ZM64 198L66 197V196H63ZM84 197V196H83ZM91 197V196H90ZM90 197H88V198H90ZM94 197V196H93ZM101 197H103V196H101ZM100 197V198H101ZM143 197V196H142ZM175 197V196H174ZM184 196H182V198H183ZM189 197V196H188ZM204 197V196H203ZM202 197V198H203ZM226 197V196H225ZM233 197V198H234ZM246 197V196H245ZM254 197V198H255ZM258 197V198H259ZM263 198H264V196H262ZM45 198H47V197H45ZM49 198V197H48ZM180 198V197H179ZM181 198V199H182ZM191 198V196L189 197V199ZM224 198V197H223ZM236 198H235V200H236ZM240 198V197H239ZM247 198V197H246ZM245 198V199H246ZM253 198V197H252ZM253 198V199H254ZM42 199V198H41ZM55 199V198H54ZM72 199V198H71ZM84 199V198H83ZM95 199H96V197H95ZM104 198H102V201L101 202H104V200H103ZM146 199V198H145ZM169 199V198H168ZM171 199H172V197H171ZM180 199V200H181ZM212 199V198H211ZM245 199H243V200H245ZM248 199V198H247ZM260 199H262V198H260ZM45 200H48V199H45ZM63 200V199H62ZM91 200H90V202H91ZM97 200V199H96ZM135 200V199H134ZM147 200V199H146ZM173 200V199H172ZM171 200V201H172ZM205 200V199H204ZM203 200V201H204ZM215 200V199H214ZM218 200V199H217ZM230 200H233V199H230ZM229 199H228V201H230ZM240 200V199H239ZM41 201V202H40ZM56 201V200H55ZM54 201V202H55ZM66 201V200H65ZM70 201V200H69ZM99 201V200H98ZM143 201H144V199H143ZM153 201H155V199L153 200ZM176 201V200H175ZM179 201V200H178ZM187 200H185V202H186ZM201 201V200H200ZM222 201V200H221ZM234 201V200H233ZM248 201V200H247ZM256 201V200H255ZM261 201V200H260ZM44 202H46V201H44ZM72 202V201H71ZM70 202V203H71ZM138 202H140V201H138ZM152 202V201H151ZM206 202H208V201H206ZM243 202V201H242ZM252 202V201H251ZM262 202V201H261ZM260 202V203H261ZM264 202V201H263ZM262 202V203H263ZM49 203H50V201H49ZM73 203V202H72ZM71 203V204H72ZM133 203V202H132ZM153 203V202H152ZM156 203V202H155ZM205 203V202H204ZM226 203V202H225ZM230 203H231V201H230ZM256 203V202H255ZM261 203V204H262ZM47 204V203H46ZM45 204V205H46ZM103 204V203H102ZM112 204V203H111ZM135 204H137V203H135ZM142 204V203H141ZM144 204V203H143ZM150 205H151V203H149ZM170 204V203H169ZM177 204H179V203H177ZM209 204V203H208ZM211 204V203H210ZM233 204V203H232ZM232 204H230V206L232 205ZM249 204H251V203H249ZM41 205H43L44 206V204H41ZM68 205H70V204H68ZM108 205V204H107ZM124 205V204H123ZM122 205V206H123ZM134 205V204H133ZM133 205H131V206H133ZM174 205H175V203H174ZM194 205V204H193ZM193 205L192 206H190V207H193ZM204 205V204H203ZM224 205V204H223ZM229 205V204H228ZM234 205V204H233ZM239 205V207H240V205L241 204H238ZM247 205V204H246ZM253 205V204H252ZM257 205V204H256ZM71 206V205H70ZM102 206V205H101ZM144 206H146V204L144 205ZM149 206V205H148ZM152 206V205H151ZM172 206V205H171ZM177 206V205H176ZM200 206H201V204H200ZM205 206H206V203H205ZM209 207H211L210 205H208ZM219 206V205H218ZM242 206H243V204H242ZM254 206V205H253ZM46 207H47V205H46ZM71 207V208H72ZM94 207V206H93ZM130 207V206H129ZM143 207V206H142ZM202 207H204V206H202ZM217 207V206H216ZM227 207V206H226ZM235 207V206H234ZM233 207V208H234ZM246 207V206H245ZM254 207H256V206H254ZM260 207H262V206H260ZM48 208V207H47ZM123 208H125L124 206H123ZM140 208V207H139ZM138 208V209H139ZM146 208V207H145ZM218 208V207H217ZM231 208V207H230ZM258 208V207H257ZM93 209H94V211H93ZM100 209V210H99ZM120 209V208H119ZM135 209V208H134ZM134 209H133V211H134ZM137 209V210H138ZM163 209V208H162ZM161 209V210H162ZM172 209V208H171ZM170 209V210H171ZM177 209V208H176ZM200 209H203V208H200ZM206 209H208L207 207H206ZM210 209H214V208H210ZM49 210V209H48ZM47 210V211H48ZM71 210V209H70ZM111 210V211H110ZM130 210V209H129ZM205 210V209H204ZM215 210H217L216 208H215ZM218 210H219V208H218ZM258 210V209H257ZM262 210V209H261ZM260 210V211H261ZM42 211H43V208H42ZM45 211V210H44ZM121 211V212H122ZM132 211V210H131ZM130 211V212H131ZM133 211H132V213H133ZM171 211H174L173 209L171 210ZM170 211V212H171ZM207 212H208V210H206ZM214 211V210H213ZM212 211V212H213ZM39 212V211H38ZM61 212V211H60ZM70 212V211H69ZM137 212V211H136ZM157 212H159V211H157ZM210 212V211H209ZM262 212V211H261ZM49 213V212H48ZM68 213V212H67ZM76 213V214H77ZM97 213V214H98ZM163 213V212H162ZM175 213V212H174ZM41 214V213H40ZM46 214V213H45ZM75 214V215H76ZM96 214V215H97ZM117 214H122L121 216H119V217H121V219H122V222H121V220H120V218L117 216ZM39 215V214H38ZM51 215V214H50ZM70 215V214H69ZM95 215V216H96ZM136 215V214H135ZM63 216H64V214H63ZM66 216V215H65ZM64 216V217H65ZM67 216H68V214H67ZM76 216H78V215H76ZM91 216H93V217H91ZM98 216V215H97ZM102 216V217H101ZM35 218H36V215L34 216ZM41 217V216H40ZM81 217V218H82ZM33 218V217H32ZM52 218H55V217H53L52 216ZM58 218V217H57ZM65 218H67V217H65ZM69 218V217H68ZM80 218V217H79ZM80 218V219H81ZM135 218V217H134ZM47 219V218H46ZM77 219H78V217H77ZM132 219V218H131ZM35 220V219H34ZM39 220V219H38ZM75 220V219H74ZM40 221V220H39ZM46 221H48V220H46ZM45 221V222H46ZM51 220H49V222H50ZM56 221H58V219L56 220ZM60 221V220H59ZM92 221H97V220H92ZM41 222H43L42 220H41ZM129 222H131L130 220H129ZM52 223V221L50 222V224ZM60 223V222H59ZM76 223V224H77ZM92 223V222H91ZM122 223V224H121ZM40 225H42L41 223H39ZM43 224H44V222H43ZM56 224H57V222H56ZM55 224V225H56ZM93 224H92V226H93ZM98 224V225H97ZM39 225V226H40ZM45 225H47L48 226V224H47V222H46V224ZM44 225V226H45ZM97 225V226H96ZM100 225V226H99ZM124 225V226H123ZM130 225V224H129ZM43 226V227H44ZM47 226H45L44 228H45V230H46V227ZM57 226V225H56ZM92 226H91V228H92ZM99 226V227H98ZM258 227H261V225L260 226H258ZM40 228V227H39ZM50 228H51V225H50ZM54 228V227H53ZM262 228H263V226H262ZM41 229V228H40ZM48 229H49V226H48ZM55 229V228H54ZM129 229V228H128ZM261 229V228H260ZM44 230V231H45ZM50 230V229H49ZM56 230V229H55ZM55 230H54V232H55ZM124 230V229H123ZM47 231V230H46ZM56 231H58V230H56ZM125 231H126V229H125ZM245 231V230H244ZM248 231V230H247ZM246 231V232H247ZM63 232V231H62ZM92 232V233H91ZM119 232H120V234H119ZM242 232V231H241ZM42 233V232H41ZM60 233H61V231H60ZM91 233V234H90ZM126 233H127V231H126ZM242 233H244V232H242ZM248 233V232H247ZM251 233V232H250ZM249 233V234H250ZM255 233H256V231H255ZM258 233V232H257ZM48 234V233H47ZM56 234V233H55ZM93 234V235H94ZM261 234V233H260ZM43 235V234H42ZM56 235H58V234H56ZM62 235V234H61ZM92 235V236H93ZM238 235V234H237ZM251 235V234H250ZM40 236V235H39ZM246 236V235H245ZM264 236V235H263ZM46 237V236H45ZM44 237V238H45ZM97 237V238H98ZM259 237V236H258ZM37 238H39V237H37ZM40 238H41V236H40ZM44 238L42 239L43 241H44ZM47 238V237H46ZM91 238V237H90ZM93 238V237H92ZM92 238H91V240H89L90 242L92 241V243H93V240H92ZM94 238H96V236L94 237ZM116 238V237H115ZM230 238V237H229ZM233 238V237H232ZM235 238V237H234ZM248 238V237H247ZM256 238H257V236H256ZM260 238H261V236H260ZM31 238H29V240H30ZM106 239V240H105ZM117 239V238H116ZM252 239H254V237H252L251 236V240ZM258 239V238H257ZM262 239H264V238H262ZM28 240V239H27ZM28 240V241H29ZM34 240V239H33ZM96 240V239H95ZM113 240V239H112ZM119 240V239H118ZM117 240V241H118ZM122 239H120L119 240V242L121 241ZM228 240V239H227ZM233 240V239H232ZM36 241V240H35ZM34 241V242H35ZM124 241V240H123ZM244 242L245 241H247L246 239H244L243 240ZM249 241V240H248ZM253 241V240H252ZM252 241H250V242H252ZM256 241V240H255ZM258 241V240H257ZM263 241V240H262ZM27 242V241H26ZM26 242H24V243H26ZM31 242V241H30ZM39 242H41L40 240H39ZM122 242V241H121ZM125 242V241H124ZM228 242V241H227ZM230 242V241H229ZM29 243V242H28ZM38 243V242H37ZM89 243V242H88ZM87 243V244H88ZM97 243V242H96ZM107 243H108V241H107ZM117 243V242H116ZM27 244V243H26ZM33 244V243H32ZM40 244H42V242L40 243ZM94 244H95V242H94ZM123 244V243H122ZM229 244V243H228ZM239 244V243H238ZM252 244H253V242H252ZM257 244V243H256ZM255 244V245H256ZM29 245V244H28ZM67 245V244H66ZM109 245V244H108ZM117 245V244H116ZM119 245H121V244H118V246ZM233 245H235V244H233ZM244 245V244H243ZM261 245L263 246V244L261 243ZM44 246V245H43ZM43 246H38V249H39V247H43ZM72 246V245H71ZM89 246V245H88ZM110 246V245H109ZM229 246V245H228ZM231 246V245H230ZM29 247V246H28ZM67 247V246H66ZM70 247V246H69ZM96 249H97V247L96 246H94ZM100 247V246H99ZM117 247V246H116ZM253 247V246H252ZM78 248V247H77ZM102 248H103V246H102ZM169 248V247H168ZM167 248V249H168ZM215 248V247H214ZM218 248V247H217ZM220 248H222V247H220ZM240 248V247H239ZM41 249V248H40ZM63 249H64V247H63ZM62 248H61V251L63 250ZM80 248H78L77 250H79ZM99 249V248H98ZM104 249V248H103ZM102 249V250H103ZM173 249V248H172ZM182 249V248H181ZM187 249H189V248H187ZM213 249V248H212ZM48 250V251H49ZM70 250V249H69ZM72 250H73V247H72ZM75 250V249H74ZM110 250V249H109ZM183 250V249H182ZM181 250V251H182ZM194 250V249H193ZM192 250V251H193ZM226 250V249H225ZM47 251V252H48ZM51 251V250H50ZM53 251H54V249H53ZM52 251V252H53ZM68 251V250H67ZM67 251H66V253H67ZM80 251V250H79ZM81 251H82V248H81ZM84 251V250H83ZM180 251V250H179ZM180 251V252H181ZM184 251V250H183ZM183 251L181 252V253H183ZM217 251V250H216ZM215 251V252H216ZM220 251V250H219ZM32 252V251H31ZM35 252V251H34ZM41 252V251H40ZM57 251H55L54 253H53V255L56 253ZM60 251H58L57 253H59ZM63 252V251H62ZM65 252V251H64ZM63 252V253H64ZM69 252V251H68ZM185 252V251H184ZM195 252H197V251H195ZM228 252V251H227ZM42 253V252H41ZM51 253V252H50ZM62 253V254H63ZM72 253V252H71ZM108 253H109V251H108ZM167 253H170V252H167ZM176 253V252H175ZM186 253V252H185ZM188 253V252H187ZM191 253V252H190ZM189 253V254H190ZM198 253V252H197ZM202 253V252H201ZM217 253L218 252H216V255H217ZM83 254V253H82ZM166 254V253H165ZM192 254H193V252H192ZM210 254H213V253H210ZM229 254H231V253H229ZM34 255H35V253H34ZM45 255V254H44ZM49 255H52V254H49ZM52 255V256H53ZM56 255V254H55ZM59 255V254H58ZM168 255V254H167ZM178 255V254H177ZM182 255V254H181ZM184 255V254H183ZM186 255V254H185ZM228 255V254H227ZM43 256V255H42ZM60 256V255H59ZM58 256V258H60V257H62V256H60L59 257ZM75 256V255H74ZM82 256V255H81ZM147 256V255H146ZM164 256V255H163ZM180 256V255H179ZM191 256V255H190ZM44 257V256H43ZM49 257V256H48ZM51 257V256H50ZM49 257V258H50ZM71 257V256H70ZM147 257H149V256H147ZM152 257V256H151ZM171 257V256H170ZM178 257V256H177ZM213 257V256H212ZM222 257V256H221ZM226 257V256H225ZM54 258V260L56 259V257H52V259ZM64 258V257H63ZM74 258V257H73ZM141 258V257H140ZM159 258V257H158ZM172 258V257H171ZM176 258V257H175ZM180 258V257H179ZM233 258V257H232ZM235 258V257H234ZM36 259V258H35ZM40 259H41V257H40ZM45 259H46V257H45ZM51 259V258H50ZM49 259V260H50ZM133 259V258H132ZM135 259V258H134ZM145 259V258H144ZM157 259V258H156ZM160 259V258H159ZM163 259V258H162ZM161 259V260H162ZM181 259V258H180ZM183 259V258H182ZM231 259V258H230ZM139 260V259H138ZM141 260V259H140ZM152 260V259H151ZM170 260V259H169ZM177 260V259H176ZM185 260V259H184ZM189 260V259H188ZM226 260V259H225ZM56 261V260H55ZM170 261H172V260H170ZM169 261V262H170ZM178 261H179V259H178ZM187 261V260H186ZM29 262V263H28ZM54 262V261H53ZM64 262V261H63ZM136 262V261H135ZM148 262V261H147ZM151 262V261H150ZM168 262V261H167ZM177 262V261H176ZM176 262L174 263V264H176ZM180 262H182V261H180ZM185 262V261H184ZM225 262V261H224ZM228 261H226V263H227ZM43 263V262H42ZM48 263V262H47ZM132 264H134L133 262H131ZM138 263V262H137ZM146 263V262H145ZM152 263H153V261H152ZM154 263H156V261L154 262ZM172 263H173V261H172ZM222 263V262H221ZM220 263V264H221ZM231 263H233V262H231ZM31 264V263H30ZM33 264V263H32ZM36 264V263H35ZM57 264H59V263H57ZM139 264V263H138ZM158 264V263H157ZM171 264V263H170ZM179 264V263H178ZM180 264H182V263H180ZM234 264V263H233ZM237 264H239V263H237ZM242 264V263H241Z\"/></svg>",
    "mask_w": 264,
    "mask_h": 264
}]
</instances>
